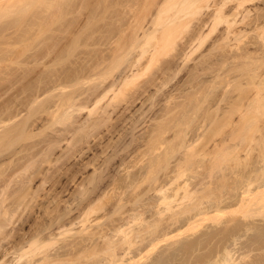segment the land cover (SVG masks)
<instances>
[{
  "label": "bare ground",
  "instance_id": "1",
  "mask_svg": "<svg viewBox=\"0 0 264 264\" xmlns=\"http://www.w3.org/2000/svg\"><path fill=\"white\" fill-rule=\"evenodd\" d=\"M63 1L64 0H0V21H1V19L3 17H8L7 19L10 20V21H8V20L7 21H4L5 22L4 24H1L0 23L1 24V26H0V39L1 40L4 39V40H2V42H4V43H1V41H0V43H1L0 45H1V48H2V46H5L2 49L0 48V264H81V259L83 260V258L87 262H85L83 260L84 262H82V264H88L89 263L88 262L89 260H91V263L90 264H129L131 261H132L131 264H133V262L136 259L142 257L144 255V253L146 252L145 251L146 250V247H144L145 250L142 248V250L145 251L143 253V251L141 250V246L142 245L140 246V244L143 242L144 239H146V237L147 238L149 237L148 240H151L150 238H153L155 242L158 241V238L160 237V234H158V231L159 230H157V229H160L161 230V231H159V232H161V234L162 233L164 234L166 231H168V234H169V232H170L169 230H166V231H164V229L162 230V227L164 225H160L161 224V220H162V223L165 224L166 229H171V228H173V227L170 228V226H171L172 223H174V224H172V226L176 224V227L178 226L177 223H180L181 224V223H187V222L188 223L189 222L191 223L192 222V224H194V223H196L195 221H199L201 218H203L204 221H205V219L207 218V216H209L211 218H212V216L213 217L218 216V215H220V213H222L223 211H225V209H226V211H229L230 210L229 208H231V207H232L231 209L234 208L236 211L238 210V212H239V210H241L240 212H243V210L246 209L245 212L246 213L249 212V214H252V215L253 214H257V213L264 212V13L261 12V10L257 8V7H259V6L256 5V2L258 0H235V1H233V0H179V1L176 0V2L174 0H165V2H163L164 4H161L162 6H160V5H154V4H156L157 1L161 3V1H163V0H154V1L151 0L152 1L151 3H150L149 0H147V2H143L141 0H138L139 2L141 1L142 4H139V2H136V3H138L137 6H139V5L140 6L139 7H136V5H134V6L136 7V9L138 8L137 10L139 12L141 10L140 8L142 7L141 5H143V9L141 11L143 13H138V12H136L137 10H135V13L139 14L138 16H137V14H135L133 12L134 11L132 9L133 7L130 8V6H132L130 4L131 3V0H128V1L125 0L126 3L130 4V6H129L130 9L129 10L131 12H129V10H128V7H127L128 4H125L123 2L124 0H122L121 4L123 5V3H124V5H123L124 8H125L124 11L126 13L128 12V15L125 14L124 12L122 13L123 15L125 14L123 18H125L126 16H127L126 18H128V16L131 15L130 16V19H131L132 14L134 13L133 14V17L134 18H137V20H138V21L137 20H134L133 17H132V19L134 20V23H135L134 25L132 24L134 27L127 25V21H128V24H129L130 21H131V23H133L132 22L133 20H130L129 18H128L129 20L128 19L126 20V19L118 18L119 13L116 12L118 14V16H117L116 13L111 12L112 9H113V11L114 10L117 11L118 9H116V8H119L116 5H113V3H116V2L118 3L121 0H119V1L118 0L117 1L116 0H111V1H106L105 0L106 1L105 2L106 4L108 2H111V4L113 6H115V7L113 8L112 5L111 6L108 5L109 6L108 8L109 9L111 8V9L110 10L108 9V11H104V12L107 13V12L110 11L109 14L110 13L111 14L112 13L116 14V16H117L116 19L117 20H112V21H115L114 23H117L118 20L119 21L126 20L125 21L126 22L125 24L123 23V21L118 22L119 23V26H122V23H123L126 28L122 26V30L118 29L120 32L119 31L116 32L117 27H113L111 25L112 22L109 19V21L111 22L109 24L112 27L110 28L109 25L107 24L108 27H109V28H107L106 27V24H105V27L108 30L106 29L107 31H105V29H104V32L107 34V36H105L106 35L105 33H104L105 35L104 34L103 35L105 36V39H108L109 38V40H108V41H110L109 44L107 43L108 41H105V42L109 45V47L112 46V45H114V49H113V53H110L109 56H106L109 53H106L105 54V52H102V51L100 52V50H98L100 53H104L105 54L104 55V54H100L99 53L100 55H103V57L101 56L102 58H99V59L97 57L99 55L97 51H96L97 54H93L92 52H89V51H86V49H83L85 51L82 52L83 54H80L81 52H79V50L77 51V49H76V46H79L78 48L84 47V44L83 45L80 44L81 47H80V45H78L80 43L78 41V37L82 39L83 38L82 35H84V34H81V35L79 33L76 34V32H77V30H76L77 28L76 27L78 26V24L80 26V23L82 22V21L79 22V20H81L79 17L82 16V15H85L83 13H88L89 11L88 12L82 11L83 12L82 13L81 12V9L82 8H80L79 3H77L78 0H74V1H76L75 3L78 4L77 7H76V5L73 3L75 5L74 7L76 8V11L79 10V8H80V10L78 12H81V14H82L81 15V14L75 12V8L74 9L71 8V7H73V4L71 3V2H73L72 0L71 1H68V0L66 1L65 0L64 2ZM113 1H116V2H113ZM129 1H130V3H129ZM134 1H137V0H134ZM32 2L33 3L40 2V4L42 6H38V7H39V9H40V7H42V9H40L41 10L39 12L40 15H39V13H36L35 12L36 15H35V13L34 14L31 13V16L28 17L29 16V13L28 12L31 11L30 9L33 6L32 5L33 4ZM66 2L67 3L70 2L69 3L70 5L67 4V7L65 6ZM79 2H80V0H79ZM103 2H104V0H103ZM153 2H155V3L153 4ZM258 2H261V1H258ZM144 3L146 5L148 3H150L148 5L149 7L146 8V5H145V8H144ZM80 5H82V4H80ZM117 5L119 6V4H117ZM152 5L155 6L154 7V10L157 8V6H160V8L158 7L159 8V11H158V15H157V18H158L157 21H159V22H156L155 21L156 23H159L158 25H160V27H158L157 29H155V31H154V33L152 35L154 38H156V40L158 39V42L157 43L159 45L157 47H155V49H152L151 46L147 48V45L148 44H146V47H142L143 44L146 43L143 40L144 39L145 40L146 39L148 40L149 37H147V38L145 37L142 40L143 42L141 41L142 43H140L138 41L139 42L138 44H142L141 45V48L143 50H146L145 48H147L148 50L150 48L152 49V50L150 49V51H151L150 54L152 55V59L155 61V62L153 61L155 63V66L159 65L157 63H160V62L161 63H160V65L158 67H155V66H152V67H155V68L150 67V69H153V70L155 69L153 71V73H150V71H148V69H147L146 73H148V75L147 74L146 75L143 74V72H145L146 69H144V71L142 70L141 73L143 74V77L145 75L147 79L145 81H141V80H139L140 79L139 78L138 81H140L141 84L142 83H149V82L151 83V82H154L153 84L151 83L152 85H154L155 84V81L156 82L158 81V78L160 80L166 79L165 77H163L164 79H161L160 76H162V75L166 76L167 73L170 74L171 71H169L167 69H171L173 67H176L174 69L175 70H178L177 69V66H179V65L181 66L180 67V69H181L183 67L181 65L182 64V60L183 61L186 60L188 62L191 61L192 58L191 59L188 58L189 55L190 56L193 55V56L197 57V55L199 54L198 57H199V59L201 58L200 59L201 61H199L200 63L201 62H204V60H205L206 62L208 61V63L211 62V64H212V61H211V59L213 58L212 56H211L212 57L211 59L209 58L210 61H209L208 58H207V60H206V58H204V60H203V57H206V55L208 53H210L211 51H213V53H214L215 48L218 46L217 43H219V40L217 39V37L219 39H223L224 41L226 40L228 42L230 40V44L228 42L226 44L222 40L223 43L226 44V45L229 44L231 46V43L233 42V41L231 42V40H235L236 43H237V45H239L240 44L239 42H242L243 43L245 41L244 40L245 37L248 36V38H249V34L251 33L250 30L253 29L254 31L251 30L252 32H255V31L257 32V35L255 36V41H253V43H255V45L257 47L254 48V46H252V48L248 47V48H250L252 50H249V49H246L245 50V49H243V47L247 43L244 42L245 44L242 45L243 47L237 46L239 48L238 49L235 48L237 50L240 49V51H233L232 52V55L233 56L230 55L231 57H229V58L227 57L228 59L233 58V57H235V58L238 57V59L240 57H243V59H244L243 60L244 61L243 63L239 62V64H236L238 62H235V64L239 68L238 69L239 70V73L237 72L239 74V76H238V74H237L238 77L235 76L237 79L239 78V80L236 81L233 78V80L235 82H237V83H234V84H236L235 85L236 87L235 86L230 87L231 86L230 83L231 82H234L231 79H232V77H234L233 75L236 74L235 71L237 70V69H235L236 65L233 66V64H234L233 62L236 61V60L238 61V59H234L233 58L234 60L232 59L233 60V62L231 61L232 63L229 60V64H232V65H229L227 63L228 59H223V61L226 60L225 63H226L227 66L229 65V67L231 66V67H233V69H235V70H233L234 71V74L231 75V76H226L227 73H225V70L223 69V67H225V69H226L227 66L225 65V63L221 62L222 60H220L221 64L223 63L222 65H225V66H223V67L220 66L221 68L219 66H217V67L220 68L219 70L218 69L217 70L218 71L224 70L223 73H225V76L222 77V74L223 73H219L218 72V75L216 73L215 76L213 75L214 78H216V76L217 77L218 76H221L222 78H219L218 77L217 80H216L217 81L216 83H215V80H212V81H214V83H212V82L210 83L209 82L210 85L213 84V86L215 87L214 84L218 85L219 83L223 82L224 81L223 79H225V78H226L225 80L228 81V79H230L229 77H231V79L229 80L231 82L228 81V84L230 86L229 85L228 86L226 85L227 86V90L229 89L228 87H230V89L231 88H233V89L236 88L234 90V92L235 91H237V92L239 91V93H236L235 92L237 94V96H238L237 97L236 94L232 91L233 89H231L230 90L231 92H229V93H231L232 95L229 94V96L225 97V93L227 92V90L223 89V87H222L221 89L223 91H226V92H223L222 90H220V92L221 91L223 92V93L222 92L220 93V92H218L219 90L217 91V93H216V101H214L213 103L211 101L212 104L215 103L217 105L216 108L219 106V104L221 105V103H219V99L220 98L217 101V98L219 97L218 96L219 95L218 93L222 94L221 95V98L224 96L225 99L226 98L229 99L228 97H230L232 100L235 99L234 101H232V103H230V105L228 104L229 102H227L228 100L225 101L228 104V106L224 104L225 107L226 106L227 107H230L229 108L230 110H228L227 108L224 109L226 112H222L221 111L223 104L220 106L221 109H219V111H221L222 113H224V115L222 114V116H221V113L219 112L218 118L216 117L217 119H213V117H215L213 115H215L216 113H214V111H213L214 108L212 107V105H210L211 103L208 101V100H211L210 98H211L212 95L209 94L207 91L204 92V89L207 88V90H208L210 85H209V83L207 84L206 82L203 83L204 80H206V79H204L203 81L199 79L200 78V74L202 72H204L203 70H206L205 72L208 71L207 69L212 70L211 68H215L217 64L215 62H213V63H215V64H213V65H215V67H213L211 65V67L209 66L208 68H205V66H206L207 63L204 62L202 64H205V66H204V69L202 70L200 68L202 66L198 67V63L199 62L197 61L198 63L195 64V65L198 67V73H200V74L196 73L195 75H197V76L199 75L198 80H200V81L197 82L196 76L195 77L193 76L191 79L194 78L193 81L194 80L196 81L195 85L197 87H199L201 85H203V87L206 86V88L200 87V89L203 88V90H201V91H203L204 93H202V92L199 93L198 92V95L199 94H205L206 92L208 93V95H205V98L204 97L201 98V96H203V95L196 96V94H197L196 91H198V90H196V91L194 90L195 92H193L191 94L188 93L189 97H186V95H187V93H186L185 94V97L186 98H189L190 100L192 98L198 99L199 97L201 99H199L197 102H195L196 101L195 100L194 101V105H193L192 102H190L191 104L189 103V105H192L193 107L192 108H188L189 106H186L187 103H184V102H187L188 99L184 101V99L182 98L181 100L184 101V102L181 101L183 103L181 107L184 106L183 107V110H182L183 111V114L181 115L182 118L181 119H178V121L179 122L182 121V124H181V126H182L185 123L186 124H189L190 123V120H195V118L193 117V115L194 114L197 115V113L200 112V109L203 108V106L206 104V102H204L205 103L204 105L202 103H203L204 100H206V101H208V104L213 108V110L210 108V114L212 113L211 112V110H212L213 111V114H212L213 117L210 114L207 113V111L209 112V109L208 108L210 107L207 104V106H205V108L206 107H208V108L206 109V111L204 110L205 108L203 109L204 111H201L202 112V114L200 113L201 114V117L204 118L202 115H205V113L203 114V112H206L207 115H205V116H207V118H208V115H210L212 118H210V116H209V118L206 119V117H205L203 119V120L206 119L205 121H203V120L200 121V120L197 119L198 124H199V121H200L201 123L203 122L204 125H205V122L206 121L209 122L208 120L210 119V122H212V124H213L212 126L213 127L216 126V127L214 129L212 127H210L211 129L209 128L210 130H207L206 136H205V132L204 131L207 128H205V126L203 127V123H202V125H200L201 124L200 123L199 125L202 126V129L199 126L200 129L198 128V130H200L199 131L200 133L202 131L204 133L201 134V136H200V133L197 131L198 134H199L198 135L199 137H197V139L195 141V143L197 142L196 143L197 145L195 143H193V142L188 143L186 141V138L183 137L185 135V133H187V131H185L183 129L185 131V133H183L184 131L183 132L181 131V133L184 134L182 136V134L180 133V131L179 132L177 131L178 130L177 127L178 126L181 127V126L180 125L175 126L176 124H178V121L176 122V124L174 123V121L177 120L175 118H177V116H180L181 113L180 114L179 113H176V114H178L177 116L176 115H172L175 112H173L174 109H173V107L170 106V104H169L170 107L168 105L167 106H168V108H172L173 109V110L172 109H169L171 111V113L167 109H165L166 111H164V112H166V113L169 112L170 113L169 119H166L167 121H165V122H167L166 125L167 124L168 125L170 124V123H168L169 120H170V118H172L171 120H174L175 119L174 121H172L175 125L172 124V122H171V124L169 126L171 128L174 125L175 131H173L174 128L173 129L171 128L172 131L169 129V127H167V128L171 132H174V134H175V132H177V134L178 133L180 134L181 139H182V142H181V139H180L179 142H181V144H179V147H184V149H185V150H182L183 153L180 151L182 153V156L180 157L181 159H179V160L177 159L178 161H177V164L175 166L177 171L175 170V167H174V170L177 173V175H176L177 180H178L179 177H181V174L185 175V173H186L185 171L186 170H189V169L190 170L191 169L193 170V169H195V168H193L194 164H196V162H198L199 160L201 161V159L204 160V162H202L203 164H201V162L199 163V164H201V166L203 165V167L200 168L202 170L199 171L200 170L199 168H198L199 170H193L195 172H191L192 175L195 174L197 176H192V178H188V179L186 178L184 181L182 180L183 181L182 184L180 183L181 182L180 181L179 182L180 185H179V187H177L178 189H176V190L171 188L172 190H175L174 193L171 191V189L168 188V190H170L172 192V194H169V193L167 194L168 191H166V192L164 191L163 194H160V195H162L160 198L158 196L159 201H157L155 204H157V206H158L157 210H158V215H160V216H158V219L156 217L157 221H155L156 219L154 218L155 220H153V222L151 221V222H149V224H146L145 223V225H147V226H145V227L143 226V228H138V229H141V230H138V229L135 230L134 229L135 227H133V228L131 227V229H134L131 232L130 231H127L126 232V230H125V232H122V231H124V229H126V227L123 226L124 223L123 224L120 223L119 225H116L115 226L113 224L114 222H112L113 227H116L118 230L117 229H116V231L112 230V231H114L115 234L114 233L111 234L112 231L110 232V230H111L110 228L99 227V225L101 224L99 222L100 217H101V219H102V217H105L106 218L107 217L106 215L105 216L100 215V217L99 216H96V217H98V219H97L98 221L95 220L97 222L94 221L95 222L94 224H96L98 222L100 224H96V226L93 224L95 227L91 225L93 221H91V223H89L90 221L88 220V218L90 219V217H91V219L92 218L94 219V217H92L93 214H95V215L96 214L97 215L100 214V213L98 214V211L100 212V207L101 206L99 205V203H98V206L99 207L97 206V204L94 205L93 203H95L96 201H99V200H100L99 202H101V199L103 197L102 196L103 193L101 194L102 197H100L99 195H97L98 198L100 197L101 199H98L97 196H96L97 199L93 197V199L90 201L91 203L88 201L89 200L88 198H90L93 195L92 191L95 190L94 187L91 188L92 186H94L93 184H96L98 181L102 182L100 180V178L102 179L101 176H103V174L101 175L99 171H100V169H102V170L104 169V171H105V168H100V167L101 166L104 167L105 165H107V164L104 165V163L107 162V160H108V163H109L110 154H109V157L106 156L107 158H105V156H104L105 153H103V156L104 157H100L99 158L98 156H96L98 158H94L95 159L94 160L95 163L93 162V155H92V157L90 159H88V160H82V162L79 161V159H80L79 156L77 158H75V156L78 155L81 152L82 153L85 152L86 151L85 148L90 147V149H92V150L94 149L92 146H90V143H91L90 141H92L93 138L95 140L96 135H99L100 139H103V137L101 138V136H100L101 131L102 130L104 131V129L101 128L103 125H106L107 124L104 127H109L110 124H112V122H113V128H112V125H111V128H112V130L114 129V131L111 132V130H110L111 128L109 127L108 130L111 133L109 131L108 132L110 133V135L115 134L114 136H116V139L114 141H110V140H113L114 136H113L112 139L109 138L110 140L108 139L107 141H110V142L105 143L104 145H106V144L107 145L104 146V148L101 147V148H103V149H101V151L98 149L99 151L96 152L97 154L98 153L100 154V155L98 154L99 156H102L101 155V152L106 151V149L107 150H111L110 147H112L114 145L118 146L117 143L119 142L118 144H120L121 143V140H123L125 137H126L125 139H128V137L130 139V136L133 137V134H135L134 133V132H136L135 131V129H136L135 123H137L136 122L137 119L134 118L135 114L129 115L130 116L129 117L130 119H128V120H131V118H132V120L133 119L134 120L136 119L135 121H133V124L131 126H127V124H125L128 121H127V119H125L127 121V122H125L124 118L126 116L125 115H124L125 117L122 116L124 113L121 114V115L119 113V117H118V115H117V117H115V116H116V113H118V111L125 112L123 110H126V106H127V105L126 106H121V104L118 103V100L122 99V101H123V99L125 98L124 95L127 96V98H125V99L128 100V98L129 97L131 98V96L136 97V96H138V95L141 94V93H138L139 92L138 91V87L140 86L138 84H140V83H138L137 80H134V78L136 76H139L141 74L140 73V70L141 69H138V66H141L140 64H138V63H140L139 61L142 60L144 62V60H146L147 57L145 59H144L145 56L144 57H140L142 59L139 58L140 60L138 61V60H136L137 58L135 59V57L132 56V53H131V56H132L133 59L129 60V62L127 64V61L126 60H125L126 62L125 61L122 62L123 59H121V58H123L125 56V54H124L123 57H121V56H122V54L124 52H128L127 49L130 46H132V44L135 41H137L139 39H142V38H139L140 37L139 35L141 33H144V31H145L144 28L145 27H146V30H148V28H152V27H149V25H148V28H147V24L148 23L151 22V25L152 26H153V23H155V22L152 23V21H150V19L151 20H154L153 19L154 18L153 13L155 11H157V10H155L154 12L152 11L153 10ZM69 6H71L70 7L71 9L68 8ZM149 8H151L152 10H150ZM106 9H107V6H106ZM146 9H147V12H148V9H149L153 13H150L149 12L150 14H148L147 12H145ZM68 10H72V11L70 12ZM121 10L123 11V9H120V11ZM126 10H128V11H126ZM171 10H173L172 13L170 12ZM259 10H260V12H259ZM262 11H263V9H262ZM12 12H14V14ZM74 12L77 13L76 14L77 16L73 14ZM95 12L96 11H93L92 13L93 14H96V15L97 14L102 15V13L100 14V13H95ZM164 12L166 13L165 15L163 14ZM27 13H28V16H27ZM69 13H70V16L68 15ZM92 13H89L90 15L89 14H86L85 15V19H86V17H89V20H90L89 21L88 18L85 20L87 26H88V24H89V26H91V22H92L91 19H93V23H94V21L95 20L97 21V19L101 20L102 16H103V18L104 17L107 18L106 16H109V15H106L105 13H103L106 16L102 15L99 18V15H98L97 16L98 18L96 19V15H93ZM145 13L148 14V15H150V17L147 15L148 17L146 19V17H145L146 15H143ZM155 13H154V15H155ZM9 14H11L10 16L13 15V19L12 18L9 19ZM71 14H72V16H71ZM114 14H112L111 16L113 17ZM122 14H120L119 17H122L123 16ZM140 14H142L145 18L142 15H140ZM32 15H35V16L38 15L36 18L37 19L39 18V21L36 20L35 22L38 21V22H40V24L38 22H37V24L35 22H32L31 23V17H33L32 18L33 19L32 21H34V18H35V16H32ZM65 15L68 16L69 18L71 17L70 20H73L74 19L73 16H76L77 18L75 17V19H77V20H75V22L76 23L78 22V24H76L75 22H74L75 23L74 24V23L70 22V20H69V22H67V23H70V24H66L64 22L65 21ZM151 15L153 16L152 18H151ZM135 16H137V17H135ZM140 16L143 17L142 20H140V18L138 19V17H140ZM27 18L30 19V20H28ZM103 18H102V20H103ZM148 18H149V20H148ZM66 19L68 20V18H66ZM26 20H28V21H26ZM29 21H30V24H29L30 26H26L25 23L26 22L29 23ZM59 21H61L62 24L61 23L58 24L57 22H59ZM136 21H137V23H136ZM218 22H222V24H224L225 27L222 24H220V23H219L220 25H218V27H215V25H217ZM2 23H3V20H2ZM22 23L25 25V26L23 25L24 27L22 26ZM28 23H26V24H28ZM63 23H65V25H63ZM82 23H84V22H82ZM33 24H36V25L39 24V26L36 27ZM56 24H57V27H56ZM117 24L115 26H117ZM242 24L243 25L245 24L247 27H248V25H251L252 24L253 26L252 25L251 26L253 28L250 26V29H248L249 31H247V27L245 26L246 28L244 29V26L242 27ZM59 25H62V26L59 27ZM71 25H74V26H71ZM75 25H77V26H75ZM81 25H84V27H87L85 25V23L84 24H81ZM126 25L128 27H130V30H131V28H133V29L131 31H128L129 29L127 28ZM221 25H222V28H223V32H222V34H219V35H221L219 37L216 31H218V33H221V32H219V30L222 29V28H220ZM89 26L86 28L87 30L89 28V32H92L93 30L96 31L97 29H99V28H95L94 29V27L97 26V24L96 25H92L93 30H91L92 28L90 29ZM155 26L157 27L156 24H155ZM189 26L192 27V28L190 27L191 31L188 32V34L191 33V35H189L188 38H186L185 36H186L187 33H185V31H186L185 29H188V31H189L190 30L188 28ZM22 27H23V29H21ZM80 27L83 28V30H82V33H83V31H84L85 28L83 26H80ZM103 27H104V25H103ZM178 27H181L180 29L181 30H184V31H182V35L186 38V40H185L184 37H182V35H180V32L181 31H180V29ZM237 27H240V29L237 28ZM11 28L15 29V31H12L13 29L10 30ZM19 28H20V31L22 30L21 32L19 31ZM34 28H36V29L33 30ZM82 28H78L79 29L78 32ZM214 28L215 29L216 28H218V29L220 28L219 30L218 29L215 30L216 33L214 32V34H216V40H218L217 43H216L217 46L214 45L213 47H211L214 50H211L209 52V50L211 49L210 46L212 44L207 43L206 40H208V39L211 38V35L213 34L212 31H214ZM29 29H31V30H29ZM86 29H85V31H87ZM109 29H110V31L112 33L109 32ZM113 29H115L114 32H116V33H121L122 32L121 34H123V36H120L119 38L117 37L118 39H116V36L118 34L115 35L116 34L115 33L114 36H113V33H114L112 31ZM124 29H126V30H124ZM175 29H179V30H175ZM100 30H102L101 27H100ZM142 30H143V32L140 33V31H142ZM17 31L19 33H21V34L19 35V33ZM94 31L92 33H94ZM97 31L99 32V30H97ZM123 31H128V33L127 32L124 33ZM157 31L159 33H157ZM246 31L248 33L249 32L250 33L248 34ZM29 32L32 34V36L34 35V37H33L34 39L36 38L34 40V43L36 44V46L38 44H40L39 42H42L41 43V47L42 48L40 46H38V47H40V48H38L39 50L34 51V53H30V52H33V51H30L31 49L29 47H28L29 48L28 50L30 52L28 50H26L27 48L22 49V45L28 44V43L22 42L23 44L22 43L20 44L19 42H21V41H18L17 40V37L21 39V38H23V36H27V34H28V36L26 38L29 37V40H32L31 39L32 37L30 38V36H29L30 35ZM108 32L110 33L111 38L113 36V39L114 38L116 39V44H114L115 43L114 42L115 39L114 40L112 39V44H111V39H110V37H108L109 36ZM152 32H150L149 34H151ZM92 33L88 34V32H86L85 35L88 34L87 36H90V37H85L83 39L92 38L91 36L92 35L94 36V34H92ZM95 33H97V32H95ZM62 34H63V36H62ZM179 36H180L179 39H181V40L178 39ZM37 37L39 39L43 38L42 39L43 41L42 40L41 41L40 40L38 41V38ZM213 37H214V35H212V38ZM11 38L13 40L15 39L16 42L18 43V46L20 45L21 48L20 47L18 48L17 43H15V40L13 42L10 41V40H12ZM103 38H100V39H103ZM206 38H208V39H206ZM54 39L55 40L57 39L56 42H54L55 41ZM150 39H152V38L150 37ZM213 39L210 40V41L208 40V42L213 41V44H215L214 43L215 42L214 41L215 39L214 40ZM195 40L198 41V44H196V47H198V50H200L199 53L196 50L198 54L194 50V49H196V47L194 46ZM248 40H250V38ZM25 41H27V39ZM36 41H38V43ZM178 41H180V42H178ZM182 41H184V42H182ZM28 42L31 43V41H28ZM32 42H33V40H32ZM81 42L83 43V41H81ZM99 42L102 45H103V43H105L104 41H103V43H102V41H98V43ZM221 42L219 43V46L216 48V50L219 49V48L220 49L227 48L224 45H223L224 47L222 46V48H221L220 47L221 44H222ZM30 43L28 45H31V46L35 47V44H30ZM203 43H205L204 46H201V45H203ZM256 43H258V45ZM107 44H105V45H107ZM206 44H207V48L209 47V50L208 49L207 50L205 49L206 51L205 50L202 51L204 49V47H206L205 46ZM149 45H152L153 46L154 43H152V44L149 43ZM177 46L180 47V49H177L178 48ZM199 46H201V47H199ZM85 47H87V46H85ZM91 47H92V44H91ZM94 47L91 48V49H95ZM231 47H229V48L232 51ZM17 48H18V50H17ZM141 48L139 47L137 49L140 50ZM173 48L175 49V53L174 54L171 51ZM200 48L201 49L203 48V49L201 50ZM21 49L23 50V53H22V50ZM233 49H234V46H233ZM24 50H26V52L28 51L30 54L33 55L32 56V55L28 54V52H27V55H30L31 56L30 57L31 60H35L33 62L31 61L30 64H32L34 62H35V64L36 63L41 64L39 61L42 62V60H44L45 65L47 64L46 67L44 66V63H42V65L36 64V65H39L38 66L39 68H36V65H35V67L34 66H31V65H28L29 66L28 67L27 64L29 63L30 58H29V56L27 58V55L26 54H25L26 56H24V53H25ZM74 50L77 51V52H79V53L75 52ZM169 50L171 51V53L169 52ZM178 50H179V52H176ZM19 51H21V52H19ZM138 51H136V52H138ZM7 52L8 53L10 52L9 54H12V55L14 54L15 56L14 55L13 56L12 55H9ZM73 52L75 53V56L74 57H77L79 55L84 56L85 53L86 54L90 53V55H91V53H92L93 56L96 55L97 60L94 59V58H96L95 56L93 58L92 56L90 57L88 55L89 59L91 58V59L95 60V61H92L91 60L92 62L91 63H88L89 60L87 59L88 57L86 55L87 58H84L85 57L84 56V57H82V58H84L83 60H79L78 61L76 59V61H78V62H74L73 60H75V59L72 58L73 59L72 60L70 58L71 55L72 56L74 55ZM136 52H135V54H137V55L138 54L141 55V53H142V52L141 53L140 52L139 53H136ZM149 52H147V50H146V52H144V53H149ZM167 52H169L170 56L168 54L167 55V57L169 56L168 58L165 57L166 59H164V58L161 59L165 55L164 56H161V58H160V54L162 55L163 53H167ZM200 52H202V53H200ZM222 52H224L223 49H222ZM220 53H221V51H220ZM220 53H219V55H215L214 54L215 55L214 58L219 59L216 56H220ZM7 54H8L9 57L7 56ZM221 54H223V53H221ZM5 55H6L7 58L5 57ZM81 56H79L77 58H80ZM115 56H116L115 59H119V57H121L119 59V61L121 60L120 62L123 63V64L121 63V65L127 64V65H124L125 67H123V68L122 67H119V69L121 68V70L119 71V69H118L117 70L118 73L116 75H115V73L117 71H115L114 73L113 72H110V71H114V69H115L114 68V65L115 64L111 61V60L114 59ZM117 56H118V58H117ZM208 56L210 57V54ZM226 56H229V55L226 54ZM19 57H21V58H19ZM109 57L110 58L112 57V58H111V60L109 59L110 61H109V63H107ZM221 57H223V56H221ZM22 58L23 59L26 58V59L29 60L28 61V60L25 59V61L27 62V64L25 63L24 60L22 61ZM82 58H80V59H82ZM128 58H130V55L128 56ZM85 59L88 60V61H86ZM187 59H189L190 61L187 60ZM193 59H195V58H193ZM245 59L247 61H245ZM71 60H72V63H71ZM158 60H160V61L158 62ZM196 60H198V59L196 58ZM7 61H9L10 63H8ZM65 61L66 62L70 61V62L69 63H66ZM146 61H147V64H148V61L149 60H146ZM146 61H145V63H146ZM156 61H157V63H156ZM217 61L219 62V60H217ZM11 62L13 64L17 65L18 67L16 66L17 68H13L11 66ZM73 62L75 63V65H72ZM120 62H119V64H120ZM153 62H151V64H153ZM188 62H186V63H188ZM62 63H64V64L66 63V65L67 64L68 65L70 64V67L71 66L72 67L71 68H68L66 65H63ZM111 63L113 64V67H112V64ZM190 63H192V62H190ZM219 63H218V65H219ZM136 64H138V65H136ZM176 64H177V66H174ZM24 65H25V68L23 67ZM61 65H63V66H61ZM105 65H107V67H104ZM26 66L29 68L28 71L26 69L27 68ZM30 66L33 67L32 68L33 70H35V71L37 70L36 73L39 70L43 69L41 67L44 66V69L43 70H46V72L49 71L50 74L47 73L48 75L47 76H44V75H46V73L44 74L43 73L44 72L43 70H42V72L39 71L38 74H40V72H41L42 74H44L43 77H46V78H43V79L40 78V76H42V74H40V76H36V77H38L40 79V81H39V79H38V81L37 80L35 81V80H33L34 79L33 78L34 76L32 77V75H33V73L35 71L29 72V71H32V70H30L31 69ZM149 66H150V62H149ZM185 67L182 68L180 71H183L185 73L186 72V71H184V69H186ZM192 67H194V66H192ZM105 68H106V70H104ZM109 68H110V71H108V72L105 73L104 71L109 70ZM194 69L196 70L197 68L194 67ZM19 70H21V74H22V75H19V76H21V77L23 76L22 78L24 80H25V77L27 79L26 81H23V84H21L22 82L20 81V80H22V78L19 79L20 77L18 78V76H17L18 75L17 72H20ZM165 70H167L169 72H167V71L164 72ZM192 70L193 69H191V71ZM199 70H201V72ZM228 70H230V69H228V67H227L226 71H228ZM194 71H192V72H194ZM103 72H104L105 76H106V74H107V76L109 75L108 76L109 79H107L109 81H107V80L104 79L105 76H104ZM162 72H163V74H162ZM192 72H190V73H192ZM208 72H211V71H208ZM15 73H16V76H17L18 79L16 78L17 80L14 81ZM30 73H32V74H30ZM232 73H233L232 71L229 72V74H232ZM96 74H98V76H99V74H100V76L102 75L103 76V80H102V78H98V80H97L98 82L92 83L93 81L92 82L90 81L92 83L91 85H89L88 87L85 86L86 88H84L83 86H81L82 87V89H81V87L79 86V83L81 84L82 80L85 79V78H86L85 80H87V78H90L87 81L93 79V76L94 75H95V77L97 76ZM111 74H114L115 75L114 78L112 76L110 77ZM169 74H168V76H170ZM187 74H189V73H187ZM180 75H182L181 72H179V76ZM192 75H194V74L192 73L191 76ZM29 76L31 77L30 80H29V82L31 83L32 81H34L33 84L35 82H36V84L31 85L32 83L30 84L28 82ZM107 76H106V78H107ZM173 76L174 75H172L171 77H173ZM171 77H167V80L168 81H164V83H166V82L167 83L168 82L170 83ZM168 78H170V80ZM31 79H32V81H31ZM221 79H222V81H221ZM133 80L136 81V82H134ZM218 80H220V82ZM193 81H192V85L194 84ZM18 82H20V83H18ZM24 82H27L30 85H28V87L25 88L26 86H24L25 85ZM158 82L157 83L159 85H154L155 87L157 86V88H162L160 86V84H161V85H164V88H165V85L166 84H164V83L162 84L163 81H158ZM201 82L203 84H201ZM207 82H208V80H207ZM16 83L21 84V85H18ZM130 83H134V84H132V86H131ZM224 83H221V84L224 85ZM128 84L132 88H128V86H129ZM135 84L138 85V86H135ZM221 84H219V85L221 86ZM192 85H190V86H192ZM207 85H209V86L207 87ZM232 85H233V83H232ZM15 86H18V87L21 86V88H22V86H24L23 87V90L21 89L22 90V93L24 95L21 94V96L19 95V97L15 96L18 92L19 93L21 92V91H19L20 88L19 89L18 88L16 89ZM29 86H32L31 87L32 89L31 90L29 89L30 91H28V88H30ZM33 86L34 87L37 86L36 88H38V89L35 88V90H33L34 89ZM77 86H78V88L79 87L80 88L77 89ZM68 87H70L71 89L70 90L67 89L68 92L64 93L63 90L65 91V89L68 88ZM133 87H135V88H133ZM211 87H212V85H211ZM211 87H210L211 90L214 89V87H212V88ZM12 89H15L17 93L15 94V90L13 91ZM143 89H145V88H143ZM149 89H151V88H149ZM191 89H193V88H191ZM217 89H218V87L216 88V90ZM10 90L13 91V92L10 93ZM159 90H162V89H159ZM170 90H173V89H170ZM155 91H157V90H155ZM136 92H137L138 95H136V96L133 95V94H136ZM47 93H49V99L47 98L48 96H46V97L43 98V96L44 95H47ZM51 93H52V95H51ZM157 93H159V91H157ZM160 93H161V91H160ZM194 93H196L195 96H194ZM213 93L214 92H212V94ZM142 94H144V93H142ZM142 94H141V97H142ZM233 94H235L236 97L234 96V98H232L233 97ZM129 95H131V96H129ZM161 96H164V95H161ZM207 96H209L210 98L208 97V99H206ZM190 97H192V98H190ZM196 97H198V98H196ZM130 98H129V102H131V100H132V104H130V103L128 104L129 106H127V107L129 109H127L126 112L132 111L133 109L132 110L130 109L131 108L130 105H132V107H133L134 104H135V103H133L134 102L133 100L135 98L134 99H131V100H130ZM138 98H140V97L138 96ZM138 98H136V99H138ZM164 98L166 99V96ZM125 99H124V102L127 101ZM171 99L172 98H169V100H167V99L166 100L168 102L169 101L171 102ZM212 99H214V98H212ZM139 100H137L136 102L138 103ZM147 101H149V100H147ZM167 101H166V103H167ZM222 101H223V98H222ZM229 101L231 102V100H229ZM181 102H179V103H181ZM188 102H189V100H188ZM38 103H39V105H38ZM179 103H176L175 104V101H174V104L176 106H174L173 104L172 105L174 106V108H177V106H178V108H180L179 105H181V104H179ZM141 104L143 105L142 102H141ZM224 105H223V108H224ZM35 106H37V108ZM39 109H41V112H40ZM180 110H179V112H180ZM190 110L192 111V113L194 112L193 115H192V113L190 114V112H191ZM83 111L86 112V115L88 116V117H86V118H88L87 119V123L85 121L86 124L83 122L82 124L84 126L83 125L80 126L81 124L79 122H77V121H79V119L76 118L75 122H77L78 124H80V125L77 124L78 126H76V124L74 123V120L73 119L76 117L75 115H77L78 113L80 115V113H82ZM87 111H88V114H87ZM142 111L140 112L141 113V116H142V113H145L144 111L143 112ZM175 111H176V109H175ZM215 111H218V110L215 109ZM164 112H161V113L164 114ZM38 113H39V115H38ZM44 113L49 114V116L47 115V118L48 119H46V120H44V118H43V116H45ZM146 113L148 114V112H146ZM34 114H37L38 115V116L36 115L37 118H36V116H34ZM57 114H58V116H56ZM129 114H131V112ZM235 114H237L236 115L237 117L235 116L236 118L234 117ZM40 115H43V116L41 117ZM82 115H83V113L81 114V117H82ZM86 115L84 113V116H86ZM113 115H115L114 116L115 117V120H113L114 119ZM120 116L123 117V119L122 118L121 119L124 120V122H125L123 124L122 121L120 120L121 123H122L121 125L119 124L120 122L119 123L117 122L119 120ZM137 116L139 117V115H137ZM172 116L173 117L175 116L174 119H173ZM55 117L57 119H55ZM161 117H162V115H161ZM86 118H84V119H86ZM144 118H145V116H144ZM167 118H168V116H167ZM196 118H198V117L196 116ZM59 119H60L59 122L62 121L67 126V127L65 126L66 128L65 127L63 128L62 127L66 131L65 130L63 131V129L60 128V130L63 131V133L64 132H67V134H68V135H66V133H65V136H64L65 140L64 139L62 140L63 136H61L62 137L61 139H57L58 137L57 138L50 137L53 133L55 134L57 132L56 131L57 128L56 129H53V130L50 129L51 131H53V133L50 132V133H52L51 135L49 133L44 134L45 131H43V132L40 131L44 126H45V129L48 128L47 125H49V128H51L50 126H52V124L54 126H56V125L59 126L60 125V127H61V123L62 122L61 123H56L55 122V121H58ZM185 119H187L188 122L186 120V122L184 123V120ZM82 120H80V122ZM110 120H112L111 123H110ZM137 121H139V118H138ZM143 121H145V119ZM158 121H160L159 118H158ZM39 122H40V124H38ZM54 122H55V124H54ZM195 122H194V124H191V126L192 125L194 126L197 123V122L196 123ZM152 123H154V122H152ZM156 123H158V122L156 121ZM220 123L222 125L225 124V127H226V128L224 127L225 128L224 129L222 127V125H221V128H223L224 130H227L228 129L230 131L228 133H225L226 131H224L223 129H222L223 131H221V129H219V126H217L218 124L220 125ZM227 123H228V125H227ZM108 124H109V126H108ZM154 124H153V126H154ZM163 124L165 125V123H163ZM198 124H196V125H198ZM229 124H230V126H229ZM148 125H149V123H148ZM157 125H159V124H157ZM161 125H162V123H161ZM54 126H53V128H54ZM62 126H64V125L62 124ZM119 126H120V128H118ZM159 126H158V128H159ZM191 126L189 125V128H191ZM193 126H192V128H193ZM209 126H211V125H209ZM227 126H228V128H227ZM137 127H139V126H137ZM154 127H157V126L155 125ZM154 127H153V129H154ZM186 127H188V125L185 126V129H186ZM139 128H137V129H139ZM158 128H156L157 130H154L156 132V134L154 133V131L152 132V136L151 137H153V140H151L152 138L150 136H149L150 139L148 140V141H151L152 142L151 148L148 147V150L151 149V151L150 150L149 151L152 152L153 154H156L157 150L158 151L160 150V146H158V144H161V143L163 144L164 143V141H162V139L160 141V138H161L160 135L162 134V132H164L165 130H167V128L166 129L163 128V130L160 128L162 130L161 131ZM192 128H191V130H192ZM203 128H205V129L203 130ZM98 129H100L101 131H99ZM60 130L58 129V131H60ZM92 130H94V131H92ZM95 130H96V132H95ZM179 130H182V129H179ZM195 130H197V128ZM212 130L214 132H212ZM39 131L42 132V133H39ZM61 131L59 132L60 135L62 133ZM91 131L94 133V136L95 137H92V134H91L92 132ZM192 131H193L192 133H194V130H192ZM218 131H219V133L220 132L221 133L219 134ZM36 132H37V135L39 134L38 135L39 137L41 136V134H42V136L44 134V135H48V137H50V139L52 138V139H56V140H52L51 139L52 141L49 140V141H47L48 143H46V139H49L46 136L45 142H43V144H41V147H42V145H44L43 146V149L40 150V147L39 146L37 147V145H36L38 142L37 143H36V141H35V143L33 142L36 139V136H37L35 134ZM98 132H99V134H95V133H98ZM159 132H160V134H159ZM167 132H169V131H167ZM222 132L225 133L224 135L227 134V136L224 137V140H222L223 139V136H221L222 137L221 138L222 142L211 143L213 145V147L209 150V148H210L211 145L208 147V142H209L208 138L209 139L210 138L212 139L211 136L213 134H215V133L217 134L218 133L217 134V136H218V135L223 134ZM89 133H90V135H88ZM210 133H211V135H208ZM54 134H53V136H54ZM169 134H170V132H169ZM62 135H64V134H62ZM149 135H151V133ZM155 135L157 137L160 136V138L157 139V137ZM176 135L174 137L177 138ZM193 135H195V133ZM66 136H70V137L68 138ZM180 136H179V138H180ZM188 136H189V133H188ZM204 136H205V138L207 140V141L205 140L206 141L205 143H204V139H205ZM217 136L214 137V138H216L214 140L215 142H217ZM91 137H92V139H90ZM137 137H139V136H137ZM167 137H168V135H167ZM185 137H186V135H185ZM193 137L196 138V136H193ZM31 138L34 139V140L32 141ZM97 138H98V136H97ZM135 138H136V136H135ZM145 138H144V140H145ZM162 138H163V136H162ZM176 138H175V140H176ZM89 139H90V141H89ZM100 139H97V141L100 140ZM24 140H25V142H30V143L23 144ZM138 140L139 139H137V141ZM42 141H44V139ZM62 141L63 142L64 141H67V142H65L66 144L64 143V145L61 146V143L63 144ZM131 141H129V143ZM137 141H135V142H137ZM166 141H167V139H166ZM176 141H178V140H176ZM192 141H194V139ZM93 142H94V146H96L95 145V144H97V143H95L96 140L93 141ZM93 142L91 143V145H93ZM141 142H142V140H141ZM99 143L100 142L98 141V144L97 145H99ZM148 143H150V142H148ZM168 143H167V145H168ZM200 143H202V146H201ZM17 144H20L21 146L19 145L20 146L19 147ZM169 144H171V143H169ZM177 144L174 143L173 146H175ZM132 145H133V143H132ZM132 145H131V147L133 148ZM134 145H136V144H134ZM195 145L198 148L197 150L195 149L196 148ZM198 145L200 147H198ZM16 146H18V147H16ZM57 146L58 147H61V148H58ZM63 146H65V147L63 148ZM122 146H123V144H122ZM122 146L120 145L119 147H122ZM168 146L170 147V145H168ZM35 147L36 148H39L40 151H38V149L36 150ZM106 147H109L110 149L109 148H106ZM164 147H165V145H164ZM177 147H178V145H177ZM179 147H178V150H177L178 152H179ZM99 148H100V146H99ZM114 148L116 149V147H114ZM114 148H113V150H114ZM125 148L126 149L127 148L130 149V146L129 147L126 146ZM56 149L57 150L60 149L59 150L60 153ZM173 149H175V148H173ZM88 150H89V148H88ZM113 150H111V151H113ZM166 150H167L166 152H168V153L171 151V150L168 151V149H166ZM121 151H122V148H121ZM121 151L119 153L118 150H117V152L119 153V155L121 154ZM135 151H136V149H135ZM144 151H146V150H144ZM255 151L258 152V153L256 154ZM90 152H92V151H90ZM107 152H109V151H107ZM117 152L115 150V153H117ZM140 152L142 154L145 153L143 155H147V153L146 152H142L141 149H140L139 153ZM164 152H163V154H164ZM96 153L94 152V157H95V154ZM123 153H124V151L122 152V154ZM136 153H137V151L135 152V154ZM152 153H150V154H152ZM65 154L68 155L67 156V159H68V157L69 158L70 157L71 158L74 157L76 159V161H78V163H72V165H71L72 167L71 166L70 167L67 166V167H69V170H68V168H67L68 171L66 169L64 170V171H67V173L65 172V174H67V176L66 177L65 176L62 177L61 175H62V173H64L63 167L65 168V165L62 166V165H59V164H60V161H61V163L63 161H65L64 163H66L68 161V160L67 161L65 160L66 159V156H64ZM113 154H114V152H113ZM157 154H158V152H157ZM207 154H209V156ZM115 155L117 156V154H115ZM158 155L160 157L162 156L161 153L158 154ZM158 155H157L156 158H155V155L154 156L153 155H150L151 158L153 157L152 158L153 161L150 160V159L149 160L147 159L148 160V163L149 162L151 163L150 166H152V167L153 166L154 167L156 166V168H157L160 165V162L162 160H165L167 158L166 156L165 157L162 156L163 157V158L161 157L162 160H161V158H159V160H158ZM137 156H139V155L137 154ZM137 156H135V157H137ZM142 157H144V156H142ZM203 157H206L205 158L206 160ZM62 158H65V159H62ZM101 158H104V160H102ZM111 158H114V156H111ZM154 159H157V160L155 161ZM197 159H198V161H197ZM98 160H100V161L102 160L100 163L97 162L99 166L96 164V161H98ZM137 160H139V159H137ZM137 160H136V162H137ZM140 160H142V158ZM172 160H173V158H172ZM229 160H231V162L233 163L232 168L234 169L236 167L234 169V171H232L233 169L231 170L230 169L231 167H229V166L232 165V163L229 166L228 165H225L226 164L225 162H227V164H229V162H230ZM233 160L235 162V167H234ZM125 161H127V160H125ZM132 161H134V160H132ZM68 162L70 163V161H68ZM102 162H104L103 165L101 164ZM110 162H112V159L110 160ZM118 162H119V160H118ZM162 162H161V164H164L165 163V162H163V163ZM223 162H224V165L225 166L223 165ZM134 163H135V161H134ZM167 163H165V164L167 165ZM140 164L141 163H139V165ZM199 164H197L196 166L199 167L200 166ZM93 165L95 167H93ZM3 166H5V168H3ZM147 166H148V164H147ZM161 166H163V165H161ZM168 166H169V164H168ZM226 166L229 168L230 173L231 172L234 173V176H233V174H232V176H230V177L233 178V179L231 178L233 180V184L230 183L231 184L230 186L233 185L231 187V189L228 188V187H230L229 186V182H226V184L228 183V186H226V184L224 183L225 181H228V180H226V177L228 176V174H226V177L223 176L228 171V169H227ZM148 167L146 168L147 169V174L150 173L152 175H150V174L147 175L146 172H145L146 175H144V176L145 177L148 176L146 178H149V176H152V177L155 176V174H153V172L151 171L152 167H150L151 168L150 171H148L149 170ZM154 167H153V169H154ZM224 167H225V169H224ZM89 168H90L91 172H89ZM142 169H143V166H142ZM170 169L173 170V167L170 168ZM226 169H227V171L224 172L223 175H221V176L219 175V177H216V176H218V174L220 173V171H223V170H226ZM61 170H62V173L60 175V171ZM102 170H101V173H104ZM107 170L108 169L106 168L105 173L107 172ZM128 170H131V169H128ZM196 171H197V174H196ZM217 172H218V174H217ZM155 173H157V172H155ZM176 173H173V174H176ZM227 173H229V172H227ZM139 174H140V172H139ZM170 174H171V172H170ZM127 175L129 176V173H127ZM141 176H143V175H141ZM141 176H140V178H141ZM167 176L169 177L170 175H167ZM174 176L172 178H175ZM186 176H188V175H186ZM222 176H223V178H225L224 179L225 180L224 182L223 181H220V179L223 180ZM131 177H133V176H131ZM125 178H127V177H125ZM135 178H136V176H135ZM155 178H157V177L155 176ZM159 178H157V179H159ZM193 178L195 179V182H194ZM175 179H173V180H175ZM227 179H229V178H227ZM113 180H114V178H113ZM121 180H119V181H121ZM126 180L128 181V179H126ZM141 180H144V179L142 178ZM159 180H157V181H159ZM164 180H166V179H164ZM215 180H217V181H215ZM117 181H118V179H117ZM140 181H138V182L141 183ZM146 181L149 182L150 180L147 179ZM151 181H152V179H151ZM157 181L155 180L156 183L160 184ZM168 181L169 180H167L165 182H168ZM175 181H171V183L172 182L174 183ZM214 182H216V183L218 182L217 183L218 185L221 183L220 185L223 186L222 188H219L220 185L219 186H216V183H215V187H217V190L220 189L219 191L221 192V194H220V192H216V193L214 192V190L216 189L215 187H213L214 190L213 189L211 190L209 188L210 184L212 185V183H214ZM111 183L113 184V182H111ZM175 183H177V182H175ZM222 183L224 185H222ZM99 184L101 186V183H99ZM110 184H108L109 187H110ZM130 184H132V183H130ZM133 184H134V182H133ZM141 184H144V183L142 182ZM141 184H139L137 186H140ZM151 184H150V186H151ZM161 184L159 186H161ZM178 184H176V186H178ZM123 185H124V182H123ZM134 185L131 188H133ZM165 185H167V184H165ZM165 185H164V187L163 186L162 187H159L158 185H156L155 187H159L158 190H162V188L165 190V189H167L166 188L167 186H165ZM196 185H198V186H203L204 185V187L202 188L203 190H200L201 187L200 188L199 187L197 188ZM97 186H99V185H96V188H98ZM100 186H99V188H101ZM113 186L115 187V184ZM137 186H136V189L138 188ZM48 187H50V188L48 189ZM102 187H103V185H102ZM118 187H120V186H118ZM207 188L210 189V190L207 191V193H206L205 191H206ZM225 188H227V189H225ZM78 189H80L79 190V196L80 195H82L81 197H87V196H84V195L90 196V197H87L86 198V201H85L84 198L81 199L82 201H84V203L88 201L84 205L82 204V206L79 205V204H81V201H79L80 199L79 200L77 199L80 203H77L78 201L75 200L76 199L75 197H77V195H78L77 194L78 191L75 192L77 194L76 196H75V194H73L74 191L75 190H78ZM155 189H157V188H155ZM81 190H83V191H81ZM99 190H101V189H99ZM178 190L179 191L180 190H184L183 193H180V194H183V195L178 194L179 193ZM154 191L156 192V190H154ZM162 191H161V193H162ZM80 192H83V193L80 194ZM91 193H92V195H90ZM94 193H97V192L95 191ZM118 193L119 192H117V194ZM157 193H158V191H157ZM217 193H219V194H217ZM98 194H99V192H98ZM177 194L179 195L178 197H176ZM73 195L75 197H73ZM110 195L111 194H109V196ZM112 196H114V195L112 194ZM122 196H123V191H122ZM134 196H136V195H134ZM104 197L109 198V197H107V195L104 196ZM137 197L140 198L141 196L140 197L139 196H136L134 198V199H136V202H137ZM143 197L144 196L142 194V198ZM72 198L75 201H73ZM117 198L119 199L118 196H117ZM158 198H156V199H158ZM95 199H96V201H95ZM132 199H131V201H132ZM117 200L115 199L114 201H117ZM143 200H144V198H143ZM153 200H155V199H153ZM174 201L175 202L177 201V202L176 203H172ZM73 202H76L77 205H75L76 203H73ZM139 202H141V199H140ZM105 203L103 204V206L105 205ZM108 203H110V202H108ZM117 204H122V201H121V203L119 202ZM134 204L135 203L133 202V205ZM92 205H94L95 208ZM96 206L98 207L99 210L96 208ZM104 207H106V206H104ZM117 207H119V205ZM139 207L140 206H138V208ZM147 207H148V205H147ZM122 208L123 207L121 206V210L120 211H123ZM227 208L229 210H227ZM126 209H124V210H126ZM131 209L132 208L130 207V210ZM149 210H150V208H149ZM95 211L97 213H95ZM110 211H108V212H110ZM131 211L133 212L134 210H131ZM137 211L139 212V210H137ZM136 212H133L132 215L133 214H136ZM142 212H139L137 214H140V213L142 214ZM103 213H105V212H103ZM227 213H229V212H227ZM121 214L124 215V213H121ZM155 214H157V213H155ZM262 214H264V213H262ZM152 215H154V214H152ZM252 215H251L250 218H252ZM258 215L259 214H257V216ZM119 216H118V219H121L123 217L121 215L122 217L120 216L121 218H119ZM134 216H136L135 218L137 219V215H134ZM109 217H111V215ZM139 217H141V216H139ZM139 217H138V219H139ZM160 217H162V219ZM83 218H85V219L83 220ZM105 218H104V220H105ZM135 218H133V219H135ZM244 218H245V216H244ZM124 219H126V217ZM107 220H111V219H106V221ZM146 220H148V219H146ZM86 221H87V224H86ZM116 221L118 222V220H116ZM166 221H168L169 224H170V221L172 222L170 224V226H169V224L167 225V223H164ZM101 222H102V220H101ZM121 222H124V221L122 220ZM127 222H129V220H127ZM192 224H190V225H192ZM159 225L162 226V227L160 228ZM182 225L183 224H181L178 227L181 228ZM101 226H103V225L101 224ZM106 226H107V224H106ZM117 226H119V227H117ZM122 226H123V228L124 227L125 228L123 229ZM107 227H111V226L108 225ZM163 228H165V227H163ZM112 229H115V228H112ZM127 230H128V227H127ZM231 230L236 232V234H233V236H232L233 239H234L233 243L231 241V243L229 245V247H231V245H232V248H226L227 245L225 244L226 246L224 245L225 246L223 248L224 250H222L224 252L222 253L221 258L219 257V255L221 253L217 252V253H219L218 256L216 255L217 257L212 258L213 260L211 259L212 261H214L215 258H218V257L220 258L218 261L216 259V263L213 262V264L214 263L215 264H264V220L259 221V222H252L251 224H246V225L240 224V223H234L231 226ZM119 232H122V233H125V234L124 235L123 234L120 235ZM145 233H148V234L150 233V235H152V236H150L148 234H147L148 235L147 236ZM143 234L146 235V236L143 237ZM157 234L159 235V237L157 236ZM117 235H118V237H117ZM243 236L246 237V239H248V241H250V242L243 241L244 240V237ZM156 238H157V240H155ZM160 239L161 238H159V240ZM148 240L146 239V240H144V242L145 241L147 242ZM146 242L144 243L145 244L144 246H146V245L148 246L149 245L148 244L149 241L147 243ZM152 242H153V240H152ZM152 242L150 241L149 243L151 244ZM228 242H230V241H228ZM178 243H176V244H178ZM219 243H218V246H219ZM49 244H50V246L52 245L53 247L51 248L50 246H48ZM153 244H155V243L153 242L152 245ZM46 246L48 247V249H46ZM49 247H50V249H49ZM148 247H147V250H148ZM170 247H172V246H170ZM175 247L172 248L173 251H174ZM179 247H181V246H178V248ZM134 248H136V251H138V252L135 253V249ZM167 248H169V246ZM178 248H176V249L179 250ZM182 248H185V247L182 246ZM140 250L142 251L143 254L142 253L138 254ZM168 250L169 249H167V252H168ZM180 250H181V248H180ZM163 252L161 251V253H163ZM169 252H171V250H169ZM104 253L105 254L108 253L110 255V257L107 255V257L104 258V256H106V255H104ZM236 253H238V255ZM141 254H142V256H140ZM160 254H158L159 255V258H160ZM172 254L173 253H171V255L169 254V257L170 256L172 257ZM100 255H102L103 258ZM136 255H138L139 257L138 256L135 257ZM163 255L161 257H164V258L161 259V260H163L162 263L165 262V264H166V261L167 260H170V259H169V257L168 258H165V257H167V253L165 254V256H163ZM235 255H237V256H235ZM96 256H98V258H96ZM99 256L101 258H99ZM155 258H157V256L154 257V259ZM174 258H175V256H174ZM174 258H171V262L172 263L170 261H168V262H170V264H173ZM92 259H93V261H92ZM154 259L150 260V262H152ZM164 259L166 261H164ZM127 260H129L130 262H128ZM211 260L208 261V262H205V264L211 262ZM155 262L156 263L157 262L160 263L161 261L159 262V261H157L155 259ZM155 262H153V263H155ZM153 263H150V264H153Z\"/></svg>",
  "mask_w": 264,
  "mask_h": 264
},
{
  "label": "rangeland",
  "instance_id": "2",
  "mask_svg": "<svg viewBox=\"0 0 264 264\" xmlns=\"http://www.w3.org/2000/svg\"><path fill=\"white\" fill-rule=\"evenodd\" d=\"M64 1H65V0H64ZM64 1H63V2H64ZM66 1H67V0H66ZM68 1H71V0H68ZM72 1H73V2H71V3H72V4L74 3V4L76 5V7H77V5H78L77 3H79L80 8H82V9H81V12H82V11H84V12H88V11H89L88 13H83V12H82V13L85 14V15H86V14H89V13H92L93 11H96L95 13H100V14L102 13V15H104V16L109 15V16H106L107 18H105V17L103 18L102 15H99V14L96 15V14H93V13H92L93 15H96V19L98 18V17H97L98 15H99V18H100L101 16H102V18H103V20H102V18H101V20H99V19H97V21L95 20L96 22L94 21V23H93V19H91V20H92V22H91V26H89V24H88V26L90 27V29L92 28L91 30H93L92 25H96V24H97V26H95L94 29H95V28H99V29H97V30H99V32H98L97 30H96V31L93 30L94 33H92L93 31H92V32H89V28H88V30L86 29L88 26L86 25L85 20H86L87 18H88V20H89V17H86V19H85V15H82L81 12H78V11L80 10L79 7H78L79 10L76 11V8L74 7V6H75L74 4H73V7H71V6L68 7L69 9H71V8L74 9V8H75V12H77V13H79V14L82 15V16L79 17L81 20H79V19H78V20H79V22L82 21V22L85 23V25H86L87 27H84V25H81V24H84V23H82V22L80 23V26H83L87 31H85V29H84L85 32L83 31V33H82L83 28L79 26L78 22H77V23L75 22V20H77V19H75V17L77 16V15H76L77 13H75V12H74L73 14L76 15V16H73V18H74L73 20H70L71 17L69 18V17L66 16V15H65V21H64L63 19H62V20H63L66 24H70V23H67V22H69V20H70V22H72V23L75 22L76 24H78V26L75 25V26H77V27H76V28H77V29H76V30H77L76 34L79 33L80 35H81V34H84V35H85L86 32H88V34H90V33L94 34V36L92 35V36H91L92 38H89V39H83V38H85V37H90V36H87L88 34L85 35V36L82 35V36H83L82 39L78 37V41H79L80 43L77 41V42L79 43V44H78V43H77V44H78V45H80V44L83 45V44H84V47H81V45H80L81 48H78L79 46H76L77 51L79 50V52H81L80 54H83L82 52L85 51V50H83V49H86V51L92 52L93 54H97V52H98V54H99V53L102 51V52H105V54H106V53H109V54L106 55V56H109L110 53H113L114 45H112V46L109 47L108 44H109L110 41H108L109 38H108V39H105V36H107V34L104 32V29H105V31H107V30H108L107 28H109V27L111 28V27L113 26V27H117V30H116V32H117V31H119L118 29L122 30V26L125 27V26H124V24L126 23L125 21H126L128 18L130 19V16H131V15H129L128 18H126L127 16H126L125 18H123L125 14L128 15V12L126 13V12L124 11L125 8H124L123 5H124V3H125V4H128V3H126L125 0H124V1H123L124 3H123V5H122V4H121L122 0H121V1L118 0V1H119L118 3L116 2L117 0H116V1H113V2H116L117 4H119V6H118L116 3H113V5H116V6L119 7V8H116V9H118L117 11H115V10L113 11V9H112L111 12H114V13L117 12V13H119V16H120V14H122L123 12L125 13L124 15L122 14V15H123L122 17H119L118 14L116 13L117 16H118V18L126 19V20H121V21H123L124 24L122 23V26H119V23H118V22H121V21L118 20V22H117L118 24H117V23H114L115 21H112V20H117V19H116V17H117L116 14L112 13V14L115 15V16L113 15V17H112V16H111L112 14H111V13L109 14L110 11L107 12L108 14L104 12V11H108V9H109L108 7L112 5L111 2H108L107 4H106L105 2H106V1H111V0H106V1L104 0V2H103V0H80V2H79V0H78L77 3H75L76 1H74V0H72ZM127 1H128V0H127ZM141 1H143V2H147V0H145V1H144V0H141ZM141 1L139 2L138 0H137V1L131 0V3H130V1H129V3H130L132 6H130V4H128V6H127V7H128V10H129L130 8L133 7L132 9H133L134 11H133V10H132V11L135 13V10L138 9V8L136 9V7H139V6H140V5L137 6L138 3H136V2H139V4H142ZM149 1H150V3L152 2L151 0H149ZM149 1H148V2H149ZM153 1H154V0H153ZM174 1L176 2V0H174ZM174 1H173V2H174ZM178 1H179V0H178ZM233 1H235V0H233ZM233 1H232V2H233ZM258 1H261V2H258ZM258 1L256 2V5L259 6L260 8H259V7H257V8L260 9L261 12L264 13V0H258ZM81 2H82V3H81ZM163 2H165V0L161 1V3L157 1L158 4H157V3L154 4L155 2H153V4H154V5H160V6H162L161 4H164ZM32 3H33V2H32ZM69 3H70V2H68V3L66 2L65 6L67 7V4L70 5ZM104 3H105L106 5H105ZM109 3H110V4H109ZM134 3H135V4H134ZM150 3H148L147 5L144 3V8H145V5H146V8L149 7L148 5H149ZM159 3H160V4H159ZM259 3H260V4H259ZM72 4H71V5H72ZM80 4H82V5H80ZM32 5H33V6H32L31 9H30L31 11L28 12V13H29V16H28V13H27V16H28V17L31 16V13H33V14H34L35 12H36V13H39V12L41 11L40 9H42V7H40V9H39V7H38V6H42V5L40 4V2H38V3H33ZM108 5H109V6H108ZM113 5H112V7L114 8L115 6H113ZM120 5H121V6H120ZM134 5H136V7H135ZM260 5H261V6H260ZM65 6H64V7H65ZM106 6H107V9H106ZM122 6H123V7H122ZM125 6H126V5H125ZM129 6H130V8H129ZM141 6H142V7L140 8V9H141L140 12H139L138 10H137L136 12H138V13H143V12H141L142 9H143V5H141ZM160 6H157V8L155 9V10H157V11L154 10V7H155V6H153V5H152L153 10H152L151 8H149V9L152 10L153 12L155 11V12L157 13V14H156V13L154 12L156 16H155L154 13L151 12L149 9H148V12H147V9H146V11H145V12H147L148 14L153 13V16H154L153 19H154V20H151V19H150V21H152V23L155 22V21H156V22H159V21H157V19H158V18H157V15H158V11H159ZM70 7H71V8H70ZM158 7H159V8H158ZM171 7H172V6H171ZM68 8H67V9H68ZM78 8H77V9H78ZM134 8H135V9H134ZM32 9H33V10H32ZM110 9H111V8H110ZM110 9H109V10H110ZM120 9H123V11H122V10L120 11ZM126 9H127V8H126ZM258 9H257V10H258ZM262 9H263V11H262ZM128 10H126V11H128ZM144 10H145V9H144ZM260 10H259V12H260ZM66 11H67V10H66ZM68 11L71 12L72 10H68ZM119 11H120L121 13H120ZM129 12H131V11L129 10ZM149 12H150V13H149ZM170 12L172 13L173 10H171ZM170 12H169V13H170ZM12 13L14 14V12H12ZM36 13H35V15H36ZM103 13H105L106 15L103 14ZM134 13H133V14H134ZM15 14H16V13H15ZM79 14H78V15H79ZM92 14H91V15H92ZM129 14H130V13H129ZM133 14H132V17H133ZM135 14H137V13H135ZM148 14H146V13L143 14V15H146V16H145L146 19H147L148 16L150 17V15H148ZM163 14L165 15L166 13L164 12ZM10 15H11V14H9V19H11V18L13 19V15H12V16H10ZM35 15H32V16H35ZM39 15H40V13H39ZM68 15L70 16V13H69ZM89 15H90V14H89ZM93 15H92V16H93ZM138 15H139V14H137V16H138ZM140 15H142V14H140ZM143 15H142V16H143ZM147 15H148V16H147ZM7 16H8V15H7ZM37 16H38V15H37ZM37 16H35V18H36ZM71 16H72V14H71ZM92 16H91V17H92ZM137 16H135V17H137ZM142 16L138 17V19L140 18V20H142L143 17H144V16H143V17H142ZM153 16L151 15V18H152ZM188 16H189V15H188ZM83 17H84V18H83ZM91 17H90V18H91ZM93 17H94V16H93ZM109 17H110V18H109ZM114 17H115V18H114ZM132 17H131L130 20H133V19H134V20H137V18H134V17H133V19H132ZM145 17H144V18H145ZM186 17H187V16H186ZM7 18H8V17H3V18L1 19V21H0V23H1V24H4V23H5L4 21H7V20H8ZM32 18H33V17H31V23H32V22H35L36 20L39 21V18H38V19H37V18H36V19L34 18V21H32V20H33ZM66 18H68V20H67ZM76 18H77V17H76ZM94 18H95V17H94ZM5 19H6V20H5ZM27 19H28V18H27ZM104 19H105V20H104ZM106 19H107V20H106ZM109 19H110V21L112 22V24H111L112 26L109 24V23H111V22L109 21ZM129 19H128V20H129ZM2 20H3V23H2ZM28 20H30V19H28ZM28 20H26V21H28ZM40 20H41V19H40ZM66 20H67V21H66ZM134 20L132 21L133 23H131V21H130L129 24H128V21H127V25H129V26H133V25L135 24V23H134ZM148 20H149V18H148ZM8 21H10V20H8ZM38 21H37V22H38ZM89 21H90V20H89ZM89 21H88V22H89ZM106 21H107V22H106ZM137 21H138V20H137ZM137 21H136V23H137ZM146 21H147V20H146ZM37 22H35V23L37 24ZM156 22L153 23V26L151 25V22L148 23V24H147V28H148V25H149V27H152V28H148V30H146V27H145L144 29H145L146 32L144 31V33H141V32H143V30L140 31L141 34L139 35V36H140L139 38H142V39H139V40L135 41V42L132 44V46L129 47L130 49H129V48H128L129 50L127 49L128 52H124V53L122 54L121 57H123L124 54H125V56H124L123 58L119 57V59H120V58L123 59L122 62L126 60V61H127V64H128V62H129V60L133 59L132 56H134L135 59L137 58L136 60H138V61H139L140 59H142V58H140V57H144V56H145L144 59L147 57L146 60H149V61H148V64H147V61H146V60H144V62H143L142 60H140V61H139L140 63H138V64L141 65V66H138V69H141V70H140V73L142 72V70L144 71V69H146L145 72H143V74H145V75H146V74L148 75V73H146L147 69H148V71H150V73H153V71L155 70V69H154V70H153V69H150V67L155 66V63H154L155 61L152 59V55L150 54V53H151L150 49H151V48H152V49H155V47H157V46L159 45V44L157 43V42H158V39L156 40V38H154V37L152 36L153 33H154V31H155V29H157L158 27H160V25H158L159 23H156ZM24 23H25V22H24ZM26 23H28V22H26ZM26 23H25L26 26H30V25H29V24H30V21H29L28 24H26ZM38 23L40 24V22H38ZM57 23H58V24H60V23L62 24L61 21H59V22H57ZM65 23H63V25H65ZM75 23H74V24H75ZM92 23H93V24H92ZM95 23H96V24H95ZM113 23H114V24H113ZM145 23H146V22H145ZM219 23L222 24V22H218L217 25H215V27H218V25H220ZM1 24H0V26H1ZM36 24H33V25H35L36 27L39 26V24H38V25H36ZM105 24H106V27H107V28L105 27ZM107 24L109 25V27H108ZM116 24H117V26H115ZM130 24H131V25H130ZM132 24H133V25H132ZM155 24L157 25V27L155 26ZM23 25H24V24L22 23V26H23ZM25 25H24V26H25ZM103 25H104V27H103ZM120 25H121V24H120ZM127 25H126V26H127ZM150 25H151V26H150ZM189 25H190V24H189ZM222 25L224 26V24H222ZM222 25H221L220 28H222ZM251 25H252V24H251ZM251 25H248V27H249V28H248L245 24H244V25L242 24V27L244 26V29L247 27V31H249L248 29H250V26H251ZM24 26H23V27H24ZM35 26H34V27H35ZM60 26H62V25H59V27H60ZM71 26H74V25H71ZM154 26H155V27H154ZM240 26H241V25H240ZM245 26H246V27H245ZM252 26H253V25H252ZM252 26H251V27H252ZM23 27H22L21 29H23ZM56 27H57V24H56ZM100 27L102 28V30H100ZM118 27H119V28H118ZM120 27H121V28H120ZM133 27H134V26H133ZM190 27H191V26H189L188 28L190 29ZM224 27H225V26H224ZM29 28H30V27H29ZM38 28H39V27H38ZM78 28H82V29L78 32V30H79ZM125 28H126V27H125ZM127 28L129 29L128 31H131V30L133 29V28H131V30H130V27H128V26H127ZM178 28L180 29L181 27H178ZM191 28H192V27H191ZM220 28H219V29H220ZM237 28L240 29V27H237ZM252 28H253V27H252ZM12 29H13V28H11L10 30H12ZM16 29H17V28H16ZM35 29H36V28H34L33 30H35ZM106 29H107V30H106ZM179 29H175V30H179ZM183 29H184V28H183ZM217 29H218V28H216V29L214 28V31H212L213 34L211 33L212 35H214L213 38H214L215 40L212 38V35L210 34V35H211V38L215 41V42H214L215 44H213V41L208 42V40H209V41L212 40L211 38H210V39L206 38V39H208V40H206L207 43L212 44V45L210 46V48L213 47L214 45H216V43H217L218 40H219V43L223 40V39H219L218 37H217L218 40H216V34H214V32H215V30H217ZM219 29H218V30H219ZM10 30H9V31H10ZM29 30H31V29H29ZM33 30H32V31H33ZM91 30H90V31H91ZM124 30H126V29H124ZM185 30H186L185 33H187V34H188V32L191 31V29H190L189 31H188V29H185ZM220 30H221V31H220ZM220 30H219V32H221V33H218V31H216L219 37L221 36V35H219V34H222V32H223V28L220 29ZM251 30L254 31L253 29H251ZM251 30H250L251 33L249 32L250 34L246 31V32L249 34V38H250V40H248V39H249L248 36L244 38V40H245L244 42L247 43L246 45H244V44H245L244 42H243V43H242V42H239L240 44L237 45V43H236L235 40H231V42L233 41V42L231 43V46L234 44V45H233V46H234V49H233V46L231 47V46L229 45V44H230V40H229V42L226 41V40H225V41H226V42H225V41L223 40L224 43H226V44H227V42L229 43L228 45H226V44L223 43V41L221 42V43H222L221 46H220L221 48H222L223 45H224L225 47H227V48H222L224 52H222V49H220V48L216 50V48L219 46V43H217V44H218V46L216 45L217 47L215 46L216 48L214 47L215 50L212 49V48L209 50V47L207 48V44L205 45L206 47H204V49L202 48L203 50L200 48L202 51H204L205 49H206V50L208 49L209 52H210L211 50H214V53H213V51H211V52L208 53V54L205 52L207 55H206V57H203V60H204V58H206V60H207V58H208V59H209V58L211 59V58L213 57V58L211 59L212 64H211V62L208 63V61L206 62V61L204 60V62L207 63V64H206L207 67L205 66V64H202V63H204V62H201V63L199 62V61H201V60H200L201 58L199 59V57H198V55H199L198 53H199L200 50H198V47H196V44H198V41L195 40V42H194V43H195L194 46L196 47V49H194V50H195V51H196V50L198 51V53H197V51H196V53L198 54L197 57H195V56H193V55H191V56L189 55L188 58H190V59H191V58H192V59L195 58V59H193V60L191 59V61H190L189 59H187V60H189V61L192 62V63H190V62H188V61L185 60L186 62H188V63H186L185 61L182 60V64H181V65L183 66L182 68H184V67L186 66V67H185L186 69H184V71H186V72L184 73L183 71H180V70L182 69V68L180 69L181 66H180V65L177 66V64H176V65H174V66H177V69H178V70H175V69H174V68H176V67H173V68H171V69H167V70L171 71L173 74H172L171 72H170V74L167 73V75L164 73L166 76H164V75L160 76L161 79H164L163 77H165L166 79H164V80H160V79L158 78V81H163V82H162V84H163L164 81H168V80H167V77H171L172 75H174L173 77H171V81H170V83L168 82L169 84H168L167 82L164 83V84H166V85L168 84L167 86L165 85V88H164V85H161V84H160V86H161L162 88H157V86L155 87L154 85H159V84H158V83H159L158 81H157L158 83L155 81V84H154V85H152L154 82H151L152 84H151L150 82H149V83H142V84H141V82L138 81V79L140 78L139 80H141V81H145V80L147 79L146 76L144 75V77H143V74H142V73H141L139 76H136V77L134 78V80H137L138 83H140V84H138V85H140V86L138 87V91H139V92H138V91H137V92H138V93H141V94L144 93V94H142V97H141V94L138 95L137 92H136V94H133V95H135V96L138 95L140 98H138V96L133 97V96L129 95V96H131V98L129 97L130 100L135 98V99L133 100V101H134L133 103H135L134 106L132 107V105H130V107H131L130 109H131V110L133 109V110H132V111H128L129 113L131 112V114H129L128 112H126V110L129 109L127 106H129V105H128L129 103L132 104V100H131V102H129V98H128V100L125 99V98H127V96L124 95V96H125L124 99L127 100L128 102H127V101L124 102V99H123V101H122V99H120L121 101L118 100V103H120L121 106H126V105H127V106H126V110H123V109H122V110L125 111L128 115H127L125 112H121V111H118V113H116V116L113 115V117H114V116L117 117V115H118V117H119V113H120V115L124 113L122 116L125 115L126 117L124 116V117H125L124 120L127 119L128 122L125 120V122H127V123H125L124 120H122L123 117H121V116H120V118H119V120H118L117 122H118V123L120 122V123H119L120 125H121L122 123H123V124L125 123V124H127V126H131V125L133 124V121H135L136 119L138 120V118H139V121L136 120L137 123H135V126H136L135 131H136V132H134L135 134H133V137L130 136V139H129V137L127 136L128 139H125V138H126V137H125L123 140H121V143L123 142V143H122L123 146H122L121 143L118 144V143H119V142H118V143H117L118 146H116V145L112 146L113 148L116 147V149L114 148V150H113V148L110 147L111 150H113V151H111V150H107L106 148H109V147H106V148H105L106 151L101 152V155H102V156H99L100 154L98 153V154H99V155H98V154L96 153V152L99 151V150L101 151V149H103L104 146L107 145V144L104 145L105 143H108V142H110V141H114V140L116 139V136H114L115 134L110 135V133H111L112 131H114V129L112 130V128H113V122H112V120H110V123L112 122V124H110V126H109V124H108V126H109L110 128H111V125H112V128L110 129L111 132L108 130L109 127H104V126H106L107 124H106V125H103V126L101 127L102 129H104V131H103V130L101 131L100 129H98L99 131H101L100 136H101V138L103 137V139H100L99 135H96V137H95V136H94V133L92 132V131H94V130L91 131L92 133L90 132V133L92 134V137H95V140H96L95 143L98 144V141L100 142L99 145L95 144L96 146H94V142H93V141H95V140H94V138L92 139V137H91L90 139H92V141H90V139H89V141H90L91 143L93 142V145H91V143H90V146H92L94 149L92 150V149H90V147H88V148H89V150L92 151V152H90V151L88 150V148H85L87 152H86V151L83 152V153L81 152L82 154L79 153L78 155L75 156V158H77V157L79 156L80 159H79V158H78V159H79L80 162H82V160H88V159H90V158L92 157V155H93V162H94V160H95L94 158H98V157L100 158V157H104V156H105V158H107L106 156L109 157V154H110V157H109V163H108V160H107V162H105V163H104V162L101 163L102 165H103V163H104V165L107 164L108 166L105 165L104 167H103V166L100 167V168H105V171H106V168H107V169H108L107 172L105 173L104 169L102 170V169L99 168V169H100V171H99L100 174H101V175L103 174V176H101L102 179L100 178V180H101L102 182L98 181V182H97L98 184H97V183H96V184H93L94 186L91 185V186H92L91 188L94 187V189H95V190L92 191L93 195H92V193L90 194V195H92L91 197L88 196V195H84V196L90 197V198H88L89 200L87 199L89 202L93 199V197L96 198L97 195H99L100 197L103 196V197H102L103 200H102L100 197L98 198V196H97L98 199H101V202H99L100 200H99V201H96V199H97V198H96L95 201H96L97 203H96L95 201H94L95 203H93L94 205L97 204V206H98V203H99V205H100L101 207H100V212L98 211V214L100 213L99 215H97V214H96V215L93 214L92 217H94V219H93V218L91 219V217H90L91 220L88 218V220L90 221L89 223H91V221H93L92 224H91L92 226H94V225L96 226V224H100V223H101L103 226H101V224H100L99 227L110 228V229H111L110 232H111L112 230L116 231V229H117L116 227H113V224L116 226V225H119L120 223H122V224L124 223L125 225L123 224V226L126 227V229H124L125 227L123 228V226H122V228L124 229V231H122V232H125V230H126V232H127V231H130V232H131V231L134 230V229L136 230V229H138V228H143V226H144V227L147 226V225H145V223H146V224H149V222H151V221L153 222V220H155L156 217H157V219H158V216H160V215H158V210H157L158 206H157V204H155L157 201H159V198L162 196V195H160V194H163L164 191H165V192L168 191L167 194H168V193H169V194H172V192L174 193L175 190L178 189L177 187H179L180 183L182 184L183 181H184L186 178L188 179V178H192V176H197V175H195L194 173H193L194 175H192L191 172H195V171H193V170H199L200 168L203 167V165L201 166V164H203L202 162H204V160H202L200 157H199V158L201 159V161H200V160L198 161V159H199V158H198V159H197L198 162H196V164H194V166H193V168H195V169H193V170H192V169H191V170H190V169H189V170H186V171H185V172H186L185 175L181 174V177L178 178L179 181L177 180V178H176V175H177L176 171H177V170H176V167H175V166H176V164H177V161H178L179 159H181L180 157L182 156V153H183L182 150H185V149H184V147H179V144H181V142H182V139H181L180 134H179V133L177 134V132H175V134H174V132H171V131H172V129L174 128V125L176 124V122L178 121V119H181V118H182L181 115L183 114V111H182V110H183V107H184V106L181 107L182 104H183L182 102H184L185 100L188 99L189 102H188V100H187V102H184V103H187V104H188V105L186 104V106H189L188 108H192L193 106H192V105H189L190 102H192L193 105H194V101H195V100H196L195 102H197L199 99H201V98H203V97L205 98V95H208V93H209V94H211L212 96L210 95L211 98H210L209 96H207L206 99H208V97H209L211 100H208V101H209L210 103H211V101H212V103H213L214 101H216V93H217L218 90H219L218 92H220V90H222V89H221L222 87H223V89L227 90V86L229 85V84H228V81L231 79V77H229L230 79H228V81H226V80H225L226 78L224 77V78H225V79H223L224 81L221 82V83H224V82L226 83V82H227L226 84L224 83V85H222L221 83H219V84H221V86H220L218 83H217V84H218L219 86L216 85V84H214L215 87H216V86L218 87L217 90H216L217 87L215 88V87L213 86V84H211V85H212V87H214V89L211 90V89H210V87H211L210 83H211V82L214 83V81H212V80H215V83H216V82H217V81H216L217 78H218V77H219V78H222L223 76H225V73L228 74V75L226 74V76H231V75L234 74V71H233V70H235V69L238 70V69H239L238 66H237L236 64H239V62L243 63V62H244V61H243L244 59H243V57H240L239 59H238V57H236V58L233 57L234 59H238V61L236 60V61H234V62H233V60H234L233 58L228 59L229 57H231L230 55H232V52H233V51H240V49H239V50H237V49H238L240 46L243 47L242 45H244L243 49H245V50H246V49L252 50V49H250V48H252V46H254V48L257 47V46L255 45V43H253V41H255V36L257 35V32L255 31V32H256V33H255V32H252ZM12 31H15V29H13ZM19 31H20V28H19ZM21 31H22V30H21ZM21 31H20V32H21ZM101 31H102V32H101ZM112 31L114 32L115 29H113ZM128 31H123V32H124V33H125V32L128 33ZM152 31H153V32H152ZM180 31H181V32H180V35H182V31H184V30H181V29H180ZM17 32H18V31H17ZM34 32H35V31H34ZM34 32H33V33H34ZM95 32H97L98 34L95 33ZM109 32L112 33V32L110 31V29H109ZM109 32H108V34H109L108 37H110V39H111V44H112V39H113V36H114V34H115L116 32L113 33L112 38H111ZM119 32H120V31H119ZM150 32H152V33L149 34ZM178 32H179V31H178ZM216 32H215V33H216ZM18 33H19V32H18ZM65 33H66V32H65ZM65 33H64V34H65ZM104 33H105L106 35H105ZM121 33H122V32H121ZM121 33H116V34H115V35H117V34L119 35V36H118V35L116 36V39H118L120 36H123V34H121ZM127 33H126V34H127ZM129 33H130V32H129ZM157 33H159V32L157 31ZM176 33H177V32H176ZM20 34H21V33H19V35H20ZM29 34H30V35H29L30 38L32 37L31 39L33 40V42H32V40H29V37L26 38V37L28 36V34H27V36H23V38H21V39L17 37V40H18V41H21V42H19V43L21 44L22 42H26V43L29 44L30 42H28V41H31L30 44H35V43H34V40H35L36 38L34 39V38H33L34 35L32 36V34H31L30 32H29ZM66 34H67V33H66ZM96 34H97V35H96ZM103 34H104L105 36H104ZM183 34H184V33H183ZM187 34H186V36H185L186 38H188V36L191 35V33L188 34V35H187ZM248 34H247V35H248ZM67 35H68V34H67ZM69 35H70V34H69ZM80 35H79V36H80ZM210 35H209V36H210ZM62 36H63V34H62ZM82 36H81V37H82ZM97 36H98V37H97ZM102 36H103L104 38H103ZM59 37H60V36H59ZM95 37H96V38H95ZM99 37H100V38H103V39H100ZM117 37H118V38H117ZM145 37H146V38L149 37V39H148V40H147V39L145 40V39H144ZM150 37H151L153 40L150 39ZM182 37H184V36L182 35ZM185 37H184V38H185ZM25 38L27 39V41H25V40H26ZM37 38H38V37H37ZM44 38H45V37H44ZM106 38H107V37H106ZM179 38H180V36L178 37V39H179ZM184 38H183V39H184ZM186 38H185V40H186ZM11 39H12V38H11ZM42 39H43V38H41V39L38 38V41H39V40L41 41ZM114 39H115V38H114ZM114 39H113V40H114ZM116 39L114 40L115 43L113 42L114 44H116ZM143 39H144V40H143ZM183 39H182V40H183ZM251 39H252V40H251ZM2 40H4V39H2ZM2 40L0 39L1 43H4V42H2ZM14 40H15V39H14ZM14 40L12 39V40H10V41L13 42ZM54 40H55V39H54ZM56 40H57V39H56ZM56 40H55L54 42H56ZM142 40H143L144 42H146L145 44H143L142 47H146V44H148V45H147V48L151 46V48H150L149 50H148L147 48H145V49L147 50V52L150 51L149 53H144V52H146V50H143V49L141 48V45H142V44H138L139 42L142 43V42H143ZM149 40H150V41H149ZM151 40H152V41H151ZM179 40H181V39H179ZM185 40H184V41H185ZM220 40H221V41H220ZM5 41H6V40H5ZM38 41H36V42L38 43ZM42 41H43V40H42ZM81 41H83V43H82ZM96 41H97V42H96ZM98 41H102V43H103V41H104V42H105V41H108V42H107L108 44L105 42V43H103V45H102L100 42L98 43ZM138 41H139V42H138ZM141 41H142V42H141ZM147 41H148L150 44L154 43V45H153V46H152V45H149V43H148ZM184 41H182V42H184ZM151 42H152V43H151ZM178 42H180V41H178ZM182 42H181V43H182ZM204 42H205V41H204ZM251 42H252V43H251ZM1 43H0V44H1ZM15 43H17L16 40H15ZM39 43H40V44H38L37 46H36V44H35V47H33V46H31V45H28V44H24L26 47H25L24 45H22V49L27 48L26 50H28V49L30 48V49H31L30 51H33V52H30L29 50H28V51H29L30 53H34V51L39 50L38 48L41 47V43H42V42H39ZM181 43H180V44H181ZM235 43H236V44H235ZM22 44H23V43H22ZM77 44H76V45H77ZM85 44H86V45H85ZM89 44H90V45H89ZM91 44H92V47H91ZM105 44H107V45H105ZM137 44H138V45H137ZM204 44H205V43H203V45H201V46H204ZM256 44L258 45V43H256ZM139 45H140V46H139ZM144 45H145V46H144ZM176 45H177V44H176ZM248 45H249V46H248ZM250 45H251V46H250ZM17 46H18V43H17ZM38 46H40V47H38ZM85 46H87V47H85ZM94 46H95V47H94ZM97 46H98V47H97ZM107 46H108V47H107ZM194 46H193V47H194ZM201 46H199V47H201ZM208 46H209V45H208ZM224 46H223V47H224ZM235 46H236V47H235ZM237 46H239V47H237ZM3 47H5V46H2V48H3ZM19 47L21 48L20 45L18 46V48H19ZM28 47H29V48H28ZM93 47H94L96 50H95V49H91V48H93ZM133 47H134L135 49H134ZM139 47L141 48L140 50L137 49V48H139ZM177 47H178V46H177ZM195 47H194V48H195ZM229 47H231L232 51L230 50ZM248 47H250V48H248ZM0 48H1V45H0ZM2 48H1V49H2ZM18 48H17V50H18ZM41 48H42V47H41ZM174 48H175V47H174ZM174 48L171 50V51L173 52V54L175 53V49H174ZM235 48H237V49H235ZM22 49H21V50H22ZM76 49H75V50H76ZM90 49H91V50H90ZM136 49H137V50H136ZM152 49H151V50H152ZM177 49H180V47H178ZM177 49H176V50H177ZM26 50H24V51H25L24 56L27 55V52H28V51L26 52ZM75 50H74V51H75ZM93 50H94V51H93ZM98 50H100V52H99ZM138 50H139V51H138ZM142 50H143L144 52H143ZM206 50H205V51H206ZM77 51H75V52H77ZM96 51H97V52H96ZM136 51H138V52H136ZM171 51L169 50L170 53H171ZM220 51H221V53H223V54H221ZM19 52H21V51H19ZM29 52H28V54H30ZM79 52H77V53H79ZM94 52H95V53H94ZM135 52H136V53H139V52L141 53V52H142V53H141V55L138 54V55H139V56H138L137 54H135ZM169 52H167V53H163L162 55L160 54V58H161V56H164V55H165V56L162 57L161 59H163V58H164V59L168 58V57L170 56ZM176 52H179V50L176 51ZM207 52H208V51H207ZM249 52H250V51H249ZM7 53H8V52H7ZM9 53H10V52H9ZM9 53H8V54H9ZM22 53H23V50H22ZM92 53H91V55H90V53H88V54L85 53V54H84L85 57H84V56H81V55H79V56H81L80 58H82V57L87 58L88 55H89L90 57L92 56L93 58H94V56L96 57V55L93 56ZM131 53H132V56H131ZM194 53H195V52H194ZM194 53H193V54H194ZM200 53H202V52H200ZM203 53H204V52H203ZM211 53H212V54H211ZM216 53H217V54H216ZM219 53H220V56H216V57H218L219 59L214 58L215 55H219ZM8 54H7V56H8ZM25 54H26V55H25ZM73 54H74V55H73V56L71 55L70 58H71V59H72V58L75 59V60L72 59L74 62H78L79 60H83V59H84V58H82V59L77 58V57H79V56L74 57V56H75V53L73 52ZM100 54H104V53H100ZM100 54L97 56L98 59L103 57V55H100ZM105 54H104V55H105ZM168 54H169V56L167 57ZM209 54H210V57L208 56ZM214 54H215V55H214ZM226 54H228L229 56H226ZM9 55H12V54H9ZM13 55H14V54H13ZM13 55H12V56H13ZM30 55H32V54H30ZM30 55H27V58H28V56H29V58H30V57H31ZM86 55H87V57H86ZM129 55H130V58H128ZM14 56H15V55H14ZM24 56H23V57H24ZM32 56H33V55H32ZM101 56H102V57H101ZM136 56H137V57H136ZM171 56H172V55H171ZM207 56H208V57H207ZM211 56H212V57H211ZM221 56H223V57H221ZM232 56H233V55H232ZM5 57H6V55H5ZM8 57H9V56H8ZM97 57L94 58V59L97 60ZM112 57H113V56H112ZM112 57H111V58H112ZM165 57H166V58H165ZM225 57H226V58H225ZM227 57H228V58H227ZM6 58H7V57H6ZM19 58H21V57H19ZM32 58H33V57H32ZM70 58H69V59H70ZM111 58H110V57L108 58L107 63H109V61L111 60ZM115 58H116V56L114 57L113 60H111V61L115 64V65H114V68H115V69L113 68L114 71H110V68H109V70L104 71V70H106V68H105V69L103 70L105 73L108 72V71L114 73L115 71H117V70L119 69V67H122V68H123V67H125L124 65H127V64L121 65V63H122V62H120L121 60L119 61V59H115ZM117 58H118V56H117ZM139 58H140V59H139ZM196 58H197L198 60H196ZM25 59H26V58H25ZM25 59L22 58V61H23V60L25 61ZM69 59H68V60H69ZM76 59H77L78 61H76ZM87 59L89 60L88 63H91L92 61H95V60H93V59H91V58L89 59V57H88ZM109 59H110V60H109ZM210 59H209V61H210ZM223 59H228V61H227L228 64H229V60H230V62L232 61V62L234 63L233 66L236 65L237 68L235 67V69H233V67H231V66L229 67V65H232V64H229V65L227 66L226 63H225L226 60L223 61ZM232 59H233V60H232ZM246 59H247V58H246ZM246 59H245V61H247ZM26 60H28V59H26ZM72 60H71V63H72ZM85 60H86V59H85ZM85 60H84V61H85ZM88 60H86V61H88ZM91 60H92V61H91ZM151 60H152V61H151ZM203 60H202V61H203ZM215 60H216V61L219 60V62H220V60H222L221 62L225 63V65L228 67V69H230L233 73H232V74H229V72H231V71H230V70H228L229 72L226 71L227 67H226V69H225V67H223V66H225V65H222L223 63L221 64V62L219 63V62L217 61V62L219 63V65H218V63H217ZM241 60H242V61H241ZM28 61H29V60H28ZM31 61L33 62V61H35V60H31V58H30V61H29L28 64H27V62L25 61V63L27 64V66H28V65H31V66H34V67H35L36 64H39V63H36V64H35V62L32 63V64H30ZM118 61L120 62V64H119ZM126 61H125V62H126ZM138 61H137V62H138ZM145 61H146V63H145ZM153 61H154V62H153ZM159 61H160V60H158V62H159ZM194 61H195V62H194ZM197 61H198L199 63H198ZM7 62L10 63L9 61H7ZM39 62L41 63V64H39V65H42V63H44V66L46 67L47 64L45 65L44 60H42V62H41V61H39ZM65 62H66V61H65ZM69 62H70V61H68V62H66V63H69ZM74 62H73L72 65H75ZM149 62H150V66H149ZM151 62H153V64H151ZM213 62H215V63L217 64L216 67H215V65H213V64H215V63H213ZM232 62H231V63H232ZM235 62H238V63L235 64ZM4 63H5V62H4ZM66 63H65V64L62 63V64H63V65H66ZM156 63H157V61H156ZM160 63H161V62H160ZM160 63H157V64L160 65ZM197 63H198V67L202 66V67H200L202 70L204 69V66H205V68H208L209 66L211 67V65H212V66L215 67V68H211L212 70H210V69H207V70L212 72V71L215 69V70H214L215 72L213 71V72H212L213 74H212L211 72H208V71H207V72H208V73H207V72H205L206 70H203L204 72H202V73L200 74V73H198V67L195 65V64H197ZM6 64H7V63H6ZM111 64H112V63H111ZM111 64H110V65H111ZM118 64H119V65H118ZM122 64H123V63H122ZM138 64H136V65H138ZM191 64H192V65H191ZM209 64H210V65H209ZM7 65H8V64H7ZM39 65H36V68H39V67H38ZM63 65H61V66H63ZM117 65H118V66H117ZM159 65H157V66H155V67H158ZM11 66H12L13 68H17V67H18L17 65L13 64L12 62H11ZM16 66H17V67H16ZM27 66H26V67H27ZM31 66H30V68H31L30 70H32V71H29V72H33V71H35V70L32 69L33 67H31ZM44 66H43V67L40 66V67L44 69ZM58 66H59V65H58ZM66 66H67L68 68H71V67H72V66L70 67V64H69V65L67 64ZM143 66H144V67H143ZM190 66H191V67L194 66V67L197 68V69L195 70L194 67L191 68ZM217 66H219V67L222 66L223 69L225 70V73H223L224 70H221L222 72H221V71H218L221 67L219 68V67H217ZM239 66H240V65H239ZM23 67L25 68V65H24ZM28 67H29V66H28ZM28 67L26 68L27 71L29 70ZM102 67H103V66H102ZM104 67H107V65H105ZM104 67H103V68H104ZM112 67H113V64H112ZM136 67H137V66H136ZM155 67H152V68H155ZM178 67H179V68H178ZM41 68H40V69H41ZM51 68H52V67H51ZM68 68H67V69H68ZM34 69H35V68H34ZM43 69H41V70H39V71L42 72ZM45 69H46V68H45ZM107 69H108V68H107ZM191 69H193L192 71L195 70L196 72H195V71H194L195 73L192 72ZM217 69H218V70H217ZM47 70H48V69H47ZM120 70H121V68L119 69V71H120ZM167 70H165L164 72H166ZM237 70L235 71L236 74L233 75L234 77H232V79H231L232 81H234V80H236V81L239 80V78L237 79V78L235 77V76H237V74L239 73V70H238V71H237ZM6 71H7V70H6ZM19 71H20V72H17V73H18L17 76H18V78L20 77L19 79H21L23 76H22V77L19 76V75H22V74H21V70H19ZM36 71H37V70H36ZM36 71L33 73L32 77L34 76V77H33V78H34L33 80H35V81L37 80V81H38L39 78L36 77V76H40V74H42V73L40 72V74H38L39 71H38L37 73H36ZM43 71H44L43 73H44V74L46 73V75L42 74V76H40V78H42V79H43V78H46V77H43V75H44V76H47L48 74H50L49 71H48V72H46V70H43ZM169 71H167V72H169ZM199 71L201 72V70H199ZM104 72H103V74H104ZM179 72H181L182 75L179 76ZM190 72H192L194 75L191 76L192 73H190ZM218 72H219V73H223V74H222V77H221V76H218V77L216 76V78H214V76H215L216 73H217V75H218ZM237 72H238V73H237ZM19 73H20V74H19ZM26 73H27V72H26ZM47 73H48V74H47ZM117 73H118V71L115 73V75H116ZM150 73H149V74H150ZM187 73H189V74H187ZM196 73L200 74V78H199L200 80L203 81L204 79H206V80H204L203 83L206 82V83L208 84V83L210 82V83H209L210 86L207 85V87L209 86V89H208V90H207L206 86L203 87V85H201V86L197 87V86L195 85L196 81H195V80L193 81L194 78L191 79L193 76H194V77L196 76L197 79H196V78H195V79L197 80V82L200 81V80H198L199 75H198V76L195 75ZM28 74H29V73H28ZM28 74H27V75H28ZM30 74H32V73H30ZM162 74H163V72H162ZM168 74H169L170 76H168ZM202 74H203V75H202ZM204 74H205V75H204ZM209 74H210V75H209ZM27 75H26V76H27ZM96 75H97L96 77H95V75H94V76H93V79H91V80H89V81H87V80L90 79V78H87V80H85L86 78L83 79L82 82H81V84L79 83V86H80V87L83 86L84 88H86V87H88L89 85H91L92 83L98 82V81H97L98 78H102V80H103V76H102V75H101V76H100V74H99V76H98V74H96ZM115 75H114V74H111L110 77L112 76V77L114 78ZM160 75H161V74H160ZM201 75H202V76H201ZM213 75H214V76H213ZM17 76H16V73H15L14 81L18 79ZM104 76H105V74H104ZM106 76H107V74H106ZM106 76L104 77V79H105V80L109 79V78H108L109 75L107 76V78H106ZM178 76H179V77H178ZM185 76H186V77H185ZM238 76H239V74H238ZM238 76H237V77H238ZM27 77H28V76H27ZM16 78H17V79H16ZM30 78H31V77L29 76L28 82H29ZM144 78H145V79H144ZM201 78H202V79H201ZM233 78H234V80H233ZM235 78H236V79H235ZM168 79L170 80V78H168ZM26 80H27L26 77H25V80L22 78V80H20V81L22 82L21 84H23V81H26ZM100 80H101V79H100ZM134 80H133V81H134ZM207 80H208V82H207ZM31 81H32V79H31ZM39 81H40V79H39ZM83 81H84V82H83ZM90 81H91V82L93 81V82L91 83ZM107 81H109V80H107ZM192 81H193V83H194L193 85H192ZM218 81L220 82V80H218ZM221 81H222V79H221ZM33 82H34V81L31 82L32 84H31L30 82H29V83H30L31 85L36 84V82H35L34 84H33ZM131 82H132V81H131ZM134 82H136V81H134ZM229 82H231V81H229ZM18 83H20V82H18ZM18 83H16V84H18ZM24 83H25L24 86H26L25 88H27L28 85H30V84H28L27 82H24ZM26 83H27V84H26ZM160 83H161V82H160ZM171 83H172V84H171ZM175 83H176V84H175ZM177 83H178V84H177ZM187 83H188V84H187ZM189 83H190V84H189ZM203 83L201 82V84H203ZM232 83H233V85H232ZM234 83H237V82H235V81H234V82H231V83H230L231 86H230V85H229V86H230V87L235 86L236 84H234ZM21 84H18V85H21ZM71 84H72V83H71ZM132 84H134V83H130L131 86H132ZM136 84H137V83H136ZM136 84H135V86H138V85H136ZM150 84H151V85H150ZM128 85H129V84H128ZM130 85L128 86V88H132ZM174 85H175V86H174ZM190 85H192L193 87L190 86ZM204 85H205V84H204ZM226 85H227V86H226ZM24 86H22V88H21V86H19V87H18V86H15L16 89H17V88H18V89L20 88V90H19V91H21L20 93H19V92L17 93L15 89H12L13 91L15 90V94L17 93L15 96L19 97V95L21 96V94H23V93H22V90H23V87H24ZM85 86H86V87H85ZM141 86H142L143 88H145L146 90L143 89ZM145 86H146L147 88H146ZM177 86H178V87H177ZM225 86H226V87H225ZM29 87H30V88H28V91H30V90L32 89V88H31L32 86H29ZM36 87H37V86H36ZM36 87L33 86V88H34L33 90H35ZM74 87H75V86H74ZM74 87H73V88H74ZM80 87H79V88H80ZM166 87H167V88H166ZM168 87H169V88H168ZM194 87H195V88H194ZM200 87L206 88V89H204V92L207 91L208 93L206 92L207 94L205 93V94H199V95H198V92H199V93H200V92L204 93L203 91H201V90H203V88L200 89ZM212 87H211V88H212ZM224 87H225V88H224ZM230 87H228L229 89L227 90V92L222 90L223 92H226V93H225V97L229 96V94L232 95V94L229 93V92H231L230 90L233 89V88L230 89ZM235 87H236V86H235ZM79 88H78V86H77V89H79ZM133 88H135V87H133ZM136 88H137V87H136ZM140 88H141V89H140ZM149 88H151V89H149ZM152 88H153V89H152ZM191 88H193V89H191ZM196 88H197V89H196ZM198 88H199V89H198ZM21 89H22V90H21ZM29 89H30V90H29ZM36 89H38V88H36ZM67 89L70 90L71 88L68 87V88L65 89V91L63 90V92H64V93L68 92ZM81 89H82V87H81ZM159 89H162V90H159ZM170 89H173V90H170ZM235 89H236V88H235ZM235 89H233L232 91L234 92ZM66 90H67V91H66ZM72 90H73V89H72ZM155 90L159 91V93H157V91H155ZM163 90H164V91H163ZM180 90H181V91H180ZM194 90H195V91L198 90V91H196L197 94L194 93V96H195V94H196V96H201V95H203V96H201V98H200V97H199V98L196 97V98H198V99H194V98H192V97H193V96H192V97H190V98H192L191 100H190L189 98H186V97H189L188 93L191 94V93L195 92ZM214 90H215L216 92H215ZM13 91L10 90V93L13 92ZM160 91H161V93H160ZM222 91H221V92H222ZM6 92H7V91H6ZM8 92H9V91H8ZM69 92H70V91H69ZM153 92H154V93H153ZM155 92H156V93H155ZM212 92H214V93L212 94ZM221 92H220V93H221ZM223 92H222V93H223ZM235 92H236V93H239V91H238V92L235 91ZM235 92H234V93H235ZM54 93H55V92H54ZM183 93H184V94H183ZM186 93H187L188 96L186 95V97H185V94H186ZM220 93H218V94H219V95H218L219 97L217 98V101H218V99L220 98V99H219V103H221V105H222V104H223V105L225 104V105L228 106V104L230 105V103H232V101L235 100V99L232 100L230 97H228L229 99H227V98L225 99V97L223 96V97H222V98H223V101H222V98H221V95H222V94H220ZM236 93H235V94H236ZM182 94H183V95H182ZM235 94H233V97H232V96H231V97L234 98ZM23 95H24V94H23ZM51 95H52V93H51ZM51 95H50V96H51ZM161 95H164V96H161ZM172 95H173V96H172ZM181 95H182V96H181ZM214 95H215V96H214ZM223 95H224V94H223ZM46 96H48L47 98L49 99V93H47V95H44L43 98L46 97ZM122 96H123V95H122ZM122 96H121V97H122ZM165 96H166V99H167V100H169V98H172V99H171V102H172V103H171L170 101H169V102H170V103H169V102L164 98ZM171 96H172V97H171ZM175 96H176L177 98H176ZM190 96H191V95H190ZM236 96H237V94H236ZM236 96H235V97H236ZM132 97H133V98H132ZM173 97H174V98H173ZM237 97H238V96H237ZM122 98H123V97H122ZM136 98H138V99H136ZM182 98L184 99V101L181 100ZM185 98H186V99H185ZM212 98H214L215 100L212 99ZM139 99H140V100H139ZM176 99H177V100H176ZM44 100H45V99H44ZM137 100H139L138 103L136 102ZM147 100H149V101H147ZM172 100H173V101H172ZM226 100H228V101H227V102H229L228 104H227V102H225ZM229 100H231V102H230ZM166 101H167L168 104L166 103ZM174 101H175V104H176V103H179V102L182 101L181 103H179V104H181V105H179L180 108H178V106H177L178 109H177V108H174V106H176V105L174 104ZM208 101H206V100L203 101L202 104L204 105V104H205L204 102H206V104L203 106L202 109H200V112L197 113V115H196V114L193 115L194 112L192 113V111L190 110V111H191L190 114L192 113V115H193V117L195 118V120H190V123H189V124H186L185 122H186L187 119H185V120H184V123H185V124L182 125L183 127L181 126L182 121H181V122L178 121V124L175 125V126H178V125L181 126V127H179V126L177 127L178 130H177V129H176V130H177L178 132L180 131V133H181V131H182V132H183L184 130L187 131V133H185V131L183 132V133H185L186 137H185V135H184L183 133H181V134H182V136L184 135L183 137L186 138V141H187L188 143H191V142L195 143L197 137H199V136H198V135H199L198 132H199L200 130H198V128L200 129V127H201V129H202V126H200V125H202V123H203V122L201 123L200 121H202L205 117H206V119H208L210 115L212 116L213 111H214V113H216V114L213 115V116H215V117H213V116H212V117H213V119H217V118H218V114H219V112L221 113V116H222V114L224 115V113H222V112H226V111L224 110L225 108H227L228 110H230V109H229L230 107H227V106L225 107V105H224V108H223V105H222V109H221V108H220V106H221L220 104H219V106L216 108L217 105H216L215 103H214L215 105L211 103L210 105H212V107L214 108V110H213V108L208 104ZM141 102L143 103V105L141 104ZM148 102H149V103H148ZM151 102H152V103H151ZM146 103H147V104H146ZM216 103H217V102H216ZM163 104H164V105H163ZM169 104H170L171 107H173L174 110H173L172 108H168ZM172 104H173L174 106H173ZM190 104H191V103H190ZM207 104L210 106L209 108H208V107L205 108V106H207ZM38 105H39V103H38ZM38 105H37V106H38ZM150 105H151V106H150ZM167 105H168V106H167ZM177 105H178V104H177ZM184 105H185V104H184ZM19 106H20V105H19ZM37 106H35V107L37 108ZM143 106H144V107H143ZM170 106H169V107H170ZM150 107H151V108H150ZM154 107H155V108H154ZM166 107H167V108H166ZM137 108H138V109H137ZM149 108H150V109H149ZM188 108H187V109H188ZM204 108H205V109H204ZM207 108L209 109V112L207 111L208 114H210V108H211L213 111L211 110L212 113H211L210 115H208V118H207V116H205V115H207V113H206V112H203V114L205 113V115H202V116L204 117V118H202V117H201V114H202L201 111H204V110L206 111ZM165 109H167V110L172 109L173 112H175V113H173L172 115H176V116H177L178 114H176V113H179V114L181 113V114H180L181 117H180V116H177V118H175V119H177V120L174 119L175 116H174V117L172 116L173 119H174L175 121H174V120H171L172 118H170V120H169L168 123L171 124L172 121H174V123H175V124H174V123L172 122V124H174L173 126L171 125V126H172V127H171L172 129L169 127L170 124H169V125L167 124V125H168V126H167V125H166L167 122H165V121H167L166 119H169V115H170L171 111L169 110L170 113L168 112V113H169V114H168V113L164 112V111H166ZM175 109H176V111H175ZM180 109H181V110H180ZM185 109H186V108H185ZM203 109H204V110H203ZM215 109H217L218 111H215ZM219 109H221L222 112L219 111ZM227 109H226V110H227ZM39 110H40V112H41V109H39ZM142 110H143L145 113L148 112V114H147V113H146V114H145V113H142V116H141V113H140V112H141ZM179 110H180V112H179ZM223 110H224V111H223ZM34 111H35V110H34ZM37 111H38V110H37ZM84 111H85V110H84ZM84 111L82 112V113H83L82 117H81V114H82V113H80V115H79V113H78V114H77L78 116L75 115L76 117L74 116L75 118H74L73 120H74V123L76 124V126H78V125H80V124H81L80 126H82V125H83L82 123H83V122L85 123V121H86V123H87V119H88V118H86V117H88V116L86 115V112H84ZM137 111H138V112H137ZM143 111H142V112H143ZM24 112H25V111H24ZM161 112H164V114L161 113ZM84 113H85L86 116H84ZM138 113H139V114H138ZM200 113H201V114H200ZM40 114H41V113H40ZM75 114H76V113H75ZM87 114H88V111H87ZM133 114H135L136 117L134 116V118H136V119H135V120H134V119L132 120V118H131V120H128V119H130V118H129V117H130L129 115H133ZM143 114H144V115H143ZM167 114H168V115H167ZM199 114H200V115H199ZM237 114H238V113H237ZM237 114H235L234 117H235ZM36 115H37V114H34V116H36ZM38 115H39V113H38ZM38 115H37V116H38ZM44 115H45V116H43V115H40V116H41V117L43 116L44 120L48 119V118H47V115L49 116V114L44 113ZM137 115H139V117H138ZM161 115H162V117H161ZM163 115H164V116H163ZM192 115H191V116H192ZM37 116H36V118H37ZM40 116H39V117H40ZM56 116H58V114H57ZM144 116H145V118H144ZM167 116H168V118H167ZM196 116H197L198 118H196ZM211 116H210V118H212ZM219 116H220V115H219ZM221 116H220V117H221ZM32 117H33V116H32ZM39 117H38V118H39ZM50 117H51V116H50ZM50 117H49V118H50ZM80 117H81V118H80ZM115 117H114L113 120H115ZM132 117H133V116H132ZM137 117H138V118H137ZM148 117H149V118H148ZM160 117H161V118H160ZM163 117H164V118H163ZM178 117H179V118H178ZM199 117H200V118H199ZM216 117H217V118H216ZM236 117H237V116H236ZM236 117H235V118H236ZM34 118H35V117H34ZM34 118H33V119H34ZM76 118L79 119V121H77V122H79L80 124H78L77 122H75ZM84 118H86V119H84ZM121 118H122V119H121ZM141 118H142V119H141ZM158 118H159L160 121H158ZM55 119H57V118L55 117ZM82 119H83V120H82ZM144 119H145V121H143ZM163 119H164V120H163ZM197 119L200 120V121H199V124L201 123L200 125L198 124ZM206 119H205V120H206ZM80 120H82V121L80 122ZM120 120L122 121V123H121ZM141 120H142V121H141ZM146 120H147V121H146ZM161 120H162L163 122H162ZM205 120H203V121H205ZM59 121H60V119H59L58 121H55V122H56V123H61V122H62V121H61V122H59ZM131 121H132V122H131ZM148 121H149V122H148ZM156 121H157L158 123H156ZM195 121H196L197 123H196ZM208 121H209V122H207V121L205 122V125H204V123H203V127L205 126V128H207V129L203 128V130L205 129V131H204V132H205V136H206V132H207V130H210V129H211L210 127H212L213 129L216 127V126H214V127L212 126L213 124H212V122H210V119H209ZM43 122H44V121H43ZM55 122H54V124H55ZM114 122H115V121H114ZM144 122H145V123H144ZM150 122H151V123L154 122L155 124H154V123L151 124ZM187 122H188V120H187ZM194 122H195L196 124H198V125H196V124H195L194 126L192 125V126H193V128H192L191 124H194ZM41 123H42V122H41ZM86 123H85V124H86ZM148 123H149V125H148ZM161 123H162V125H163L164 127L161 125ZM163 123H165V125H164ZM179 123H180V124H179ZM207 123H208L209 125H211V126H209ZM38 124H40V122H39ZM49 124H50V123H49ZM62 124H63L64 126H62ZM66 124H67V123H66ZM77 124H78V125H77ZM153 124H154V126L156 125L157 127H154ZM157 124H159L160 126L157 125ZM116 125H117V124H116ZM140 125H141V126H140ZM151 125H152V126H151ZM186 125H188V127H186L187 130L185 129V126H186ZM189 125L191 126L192 130H194L195 135H193L194 133H192L193 131L191 130V128H189ZM207 125H208V126H207ZM221 125H222V124L220 123V125L218 124L217 126H219V129H221V131H223L226 127H225V124H223L222 127H223V128L225 127V128L223 129V128H221ZM227 125H228V123H227ZM47 126H48V128L45 129V126H44V127H43L44 129L42 128L40 131H42V132L45 131L44 134L49 133V134L51 135V134L53 133V131H51V130L57 128V129H56L57 132L54 130V131L56 132L55 134L53 133L54 136H53V134H52L50 137H53V138H54V137H55V138L58 137L57 139H61V138H62L61 136H63L62 140H63V139L65 140V138H64L65 133H66V135H68L67 132H64V133H63V131L65 130V129H63V128L66 126L65 123H63V122L61 123V127H60V125H59V126H58V125L54 126L53 124H52V126H50L51 128H49V125H47ZM53 126H54V128H53ZM83 126H84V125H83ZM137 126H139L140 128L137 127ZM158 126H159V128H158ZM199 126H200V127H199ZM229 126H230V124H229ZM62 127H63V128H62ZM66 127H67V126H66ZM66 127H65V128H66ZM153 127H154V129H153ZM167 127H169V129H170L171 131H170ZM60 128H62L63 131H61ZM105 128H106V129H105ZM118 128H120V126H119ZM137 128H139V129H137ZM156 128H158V129L161 128L162 130H163V128H165V129L167 128V130H165L164 132H162V134L160 135L161 138H160V136L157 137V136L155 135V136L157 137V139L160 138V141H161V139H162V141H164L163 144L161 143L162 145H161V144H158V146H160V150H159V151L157 150V152H158V154L161 153L162 156H164V157L166 156L167 158H166V159L164 158L166 161H165V160H162L163 157L161 156V157H162V158H161V157L157 154V152H156V154H153L152 152H150L151 149H149L150 151L148 150V147L151 148V145H152V142H151V141H148V140H149L150 137L152 136V132H153L154 130H157ZM196 128H197V130H195ZM209 128H210V129H209ZM227 128H228V126H227ZM48 129H49V130H48ZM50 129H51V130H50ZM58 129L62 132L61 135H60V133H59L60 131H58ZM161 129H160V130H161ZM179 129H182V130H179ZM183 129H184V130H183ZM222 129H223V130H222ZM38 130H39V129H38ZM148 130H149V131H148ZM160 130H159V131H160ZM162 130H161V131H162ZM36 131H37V130H36ZM40 131H39V133H42V132H40ZM46 131H47V132H46ZM65 131H66V130H65ZM105 131H106V132H105ZM108 131H109L110 133H109ZM161 131H160V132H161ZM167 131H169L170 134H169V132H167ZM173 131H175V128H174ZM197 131H198V132H197ZM201 131H202V130H201ZM219 131H220V130H219ZM219 131H218V133H219ZM224 131H226L225 133H228L230 130L227 129V130H224ZM50 132H52V133H50ZM95 132H96V130H95ZM157 132H158V131H157ZM160 132H159V134H160ZM204 132H203V131H202L201 133L199 132V133H200V136H201V134H203ZM208 132H209V131H208ZM212 132H214V131L212 130ZM57 133H58V134H57ZM90 133H89L88 135H90ZM102 133H103V134H102ZM104 133H105V134H104ZM106 133H107V134H106ZM108 133H109V134H108ZM113 133H114V132H113ZM145 133H146V134H145ZM150 133H151V135H149ZM154 133L156 134L155 131H154ZM163 133H164V134H163ZM171 133H172V134H171ZM188 133H189V136H188ZM218 133H217V134H218ZM220 133H221V132H220ZM220 133H219V134H220ZM222 133H223V132H222ZM225 133H223V134H221V135H218V136H217L216 133L213 134V135L211 136L213 140H212L211 138H210V139H211V140H210V139L207 137L208 140H209V142H208V147L211 145L210 148H209V150L213 147V145H212L211 143H218V142H222V140H224V137L227 136V134L224 135ZM35 134L37 135V132H36ZM44 134H43V136H44L45 138L42 136V134H41V136H40L41 138L38 136L39 134H38L37 136L35 135V136H36V139L33 137L35 140L31 138L32 141L34 140V141H33L34 143H35V141H36V143L38 142L36 145H37V147H38V146L40 147V150L43 149V146H44V145H42V147H41V144H43V142H45L46 136L48 137V135H44ZM62 134H64V135H62ZM70 134H71V133H70ZM70 134H69V135H70ZM95 134H99V132H98V133H95ZM138 134H139V135H138ZM157 134H158V133H157ZM159 134H158V135H159ZM173 134H174V135H173ZM176 134H177V135H176ZM191 134H192L193 136H196V138H194ZM57 135H58V136H57ZM88 135H87V136H88ZM103 135H104V136H103ZM167 135H168V137H167ZM171 135H172L173 137H172ZM175 135L177 136V138L174 137ZM178 135L180 136V138H179ZM208 135H211V133L208 134ZM97 136H98V138H97ZM107 136H108V137H107ZM113 136H114V138H113ZM135 136H136V138H135ZM137 136H139V137H137ZM149 136H150V137H149ZM162 136H163V138H162ZM191 136H192V137H191ZM205 136H204V138H205ZM216 136H217V142L214 141V140L216 139V138H214V137H216ZM221 136H223V139H222V140H221V138H222ZM50 137H48L49 139H46V143H48L47 141H49V140H50V141H52V140H56V139H52V138H51V139H52V140H51ZM66 137L69 138L70 136H66ZM131 137H132V138H131ZM145 137H146V138H145ZM169 137H170V138H169ZM209 137H210V136H209ZM218 137H219V138H218ZM39 138H40V139H39ZM42 138L44 139V141H42V140H43ZM87 138H88V137H87ZM106 138H107V139H106ZM109 138H110V139L113 138V140H110ZM141 138H142V139H141ZM144 138H145V140H144ZM151 138H152L151 140H153V137H151ZM164 138H165V139H164ZM168 138H169V139H168ZM175 138H176V140H178V141H176ZM178 138H179V139H178ZM204 138H203V139H204ZM38 139H39V140H38ZM97 139H100V140L97 141ZM108 139H109L110 141H107ZM133 139H134V140H133ZM137 139H139V140H138L139 142L137 141ZM140 139L142 140V142H141ZM146 139H147V140H146ZM166 139H167V141H166ZM180 139H181V142H179ZM187 139H188V140H187ZM193 139H194V141H192ZM27 140H28V139H27ZM27 140H26V141H27ZM101 140H102V141H101ZM124 140H125V141H124ZM131 140H132V141H131ZM168 140H169V141H168ZM170 140H171V141H170ZM172 140H173V141H172ZM189 140H190V141H189ZM205 140H206V138L204 139V143L207 141V140H206V141H205ZM22 141H23V140H22ZM30 141H31V140H30ZM32 141H31V142H32ZM40 141H41L42 143H41ZM119 141H120V140H119ZM129 141H131V142L129 143ZM135 141H137V142H135ZM144 141H145V142H144ZM158 141H159V140H158ZM202 141H203V140H202ZM211 141H212V142H211ZM213 141H214V142H213ZM62 142H63V141H62ZM65 142H67V141H64L63 144L61 143V146L64 145ZM103 142H104V143H103ZM148 142H150V143H148ZM168 142L171 143L172 145L169 144ZM248 142H249V141H248ZM248 142H247V143H248ZM251 142H252V141H251ZM26 143H30V142H25V140H24L23 144H26ZM101 143H102L103 145H102ZM125 143H126V144H125ZM132 143H133V145H132ZM143 143H144V144H143ZM167 143H168V145H170V147L167 145ZM174 143H175V144L178 143L177 145H178V147H179V152H180V151L182 152V153L180 152L181 154L177 151V150H178L177 145L173 146ZM196 143H197V142H196ZM196 143H195V144H196ZM202 143H203V142H202ZM202 143H200L201 146H202ZM204 143H203V144H204ZM209 143H210V144H209ZM253 143H254V142H253ZM39 144H40V145H39ZM44 144H45V143H44ZM65 144H66V143H65ZM134 144H136V145H134ZM198 144H199V143H198ZM17 145L19 146L20 144H17ZM45 145H46V144H45ZM101 145H102V146H101ZM120 145H121L122 147H119ZM131 145L133 146V148L131 147ZM145 145H146V146H145ZM149 145H150V146H149ZM164 145H165V147H164ZM196 145H197V144H196ZM196 145H195V146H196ZM18 146H16V147H18ZM20 146H21V145H20ZM20 146H19V147H20ZM99 146H100V148H99ZM126 146H127V147L130 146V149H129V148L126 149V148H125ZM134 146H135V147H134ZM142 146H143V147H142ZM57 147H58V146H57ZM64 147H65V146H63V148H64ZM95 147H96V148L98 147V148L96 149ZM101 147H103V148H101ZM117 147H118V148H117ZM198 147H200V146L198 145ZM35 148H36V147H35ZM58 148H61V147H58ZM58 148H57V149H58ZM110 148H109V149H110ZM121 148H122V151H121ZM145 148H146V149H145ZM162 148H163V149H162ZM171 148H172V149H171ZM173 148H175V149L177 148V149L175 150V149H173ZM180 148H181V149H180ZM194 148H195V147H194ZM37 149H38V151H40L39 148H36V150H37ZM57 149H56V150H57ZM98 149H99V150H98ZM128 149H129V150H128ZM131 149H132V150H131ZM135 149H136V151H137L136 154H135V152H136ZM140 149L142 150V152H146L147 155H143V154H145V153H143V154H142L141 152L139 153ZM158 149H159V148H158ZM166 149H168V151L171 150V151H170L171 153L169 152V153H170V154H169L168 152H166V151H167ZM195 149H196V150L198 149L197 146H196ZM59 150H60V149H59ZM59 150H57V151L59 152ZM63 150H64V149H63ZM115 150H116V152H117V150H118L119 153H120V151H121V154H120L121 156L119 155L118 152L115 153ZM119 150H120V151H119ZM144 150H146V151H144ZM83 151H84V150H83ZM107 151H109V152H107ZM123 151H124V153H123L124 155L122 154ZM147 151H148V152H147ZM161 151H162V152H161ZM164 151H165L166 153H165ZM175 151H176V152H175ZM256 151H257V150H256ZM256 151H255V152H256ZM94 152L97 154V155L95 154V157H94ZM113 152H114V154H113ZM149 152L152 153V154H150ZM163 152H164L165 155L163 154ZM59 153H60V152H59ZM84 153H85V154H84ZM87 153H88V154H87ZM103 153H105L106 155L104 154V156H103ZM148 153H149V154H148ZM167 153H168L169 155H168ZM173 153H174V154H173ZM257 153H258V152H256V154H257ZM86 154H87L88 156H87ZM111 154H112V155H111ZM115 154H117V156H116ZM137 154L142 158V160H140L141 158H140L139 156H137ZM82 155H83L84 157H83ZM118 155H119V156H118ZM150 155H153V156L155 155V158H156L157 155H158V160H159V158H161V160H162L163 162H165V163H167L168 161H169V162L167 163V165L164 163V164H165V165H164V164H161L162 161H161V162L159 161V162H160V165H159L157 168H156V166H155V167L153 166V167H154V169H153V167L150 166L151 163H150V162L148 163V160H149V159L152 160V158H153V157L151 158ZM207 155L209 156V154H207ZM207 155H206V156H207ZM210 155H211V154H210ZM64 156H66V159H65V158H62V159H65L66 161H67V160L70 161L71 164H70L68 161H67L66 163H64L65 161H63V160H62V161H63V162H62L63 164H62L61 161H60V164H59V165H62V166L65 165V168L63 167V171H64L65 169L67 170V168H68V170H69V167L72 165V163H78V161H76V159H75L73 156H72L73 158L70 157L71 159H70L69 157H68V159H67V156H68L67 154H65ZM81 156H82V157H81ZM96 156H98V157H96ZM111 156H114V158H115L116 160H115L114 158H111ZM115 156H116V157H115ZM135 156H137V157H135ZM142 156H144V157H142ZM172 156H173V157H172ZM122 157H123V158H122ZM169 157H170V158H169ZM134 158H135L136 160H137V159H139V160H137V162H136V160H135ZM172 158H173V160H174L175 162L172 160ZM203 158L205 159L206 157H203ZM72 159H73V160H72ZM101 159L104 160V158H101ZM111 159H112V162H110ZM122 159H123V160H122ZM147 159H148V160H147ZM167 159H168V160H167ZM177 159H178V160H177ZM71 160H72V161H71ZM96 160H97V159H96ZM102 160H101V161H102ZM118 160H119V162H118ZM120 160H121V161H120ZM125 160H127V161H125ZM132 160H134L135 163H134V161H132ZM143 160H144V161H143ZM154 160L156 161L157 159H154ZM205 160H206V159H205ZM101 161H100V160L96 161V164L98 165L97 162L100 163ZM124 161H125V162H124ZM142 161H143V162H142ZM145 161H146V162H145ZM152 161H153V160H152ZM152 161H151V162H152ZM229 161H230V162H229ZM229 161H228L229 164H227V162L224 161V162L226 163L225 165H228V166H229V165L232 163L231 160H229ZM114 162H115V163H114ZM138 162L141 163V164L139 165ZM159 162H158V163H159ZM163 162H162V163H163ZM200 162H201V164H199ZM224 162H223V165H224ZM233 162H234V160H233ZM94 163H95V162H94ZM111 163H112V164H111ZM136 163H137V164H136ZM142 163H143V164H142ZM172 163H173V164H172ZM66 164H67V165H66ZM68 164H69V165H68ZM120 164H121V165H120ZM133 164H134V165L136 164L137 166H136V165L134 166ZM147 164H148L149 167L147 166ZM153 164H154V163H153ZM168 164H169L170 167L168 166ZM197 164H199L201 167H200V166L197 167V166H196ZM157 165H158V164H157ZM161 165H163V166H161ZM225 165H224V166H225ZM5 166H6V165H5ZM5 166H3V168H5ZM67 166H69V167H67ZM98 166H99V165H98ZM127 166H128V167H127ZM129 166H130V167H129ZM139 166H140V167H139ZM142 166H143V169H142ZM146 166L149 168L148 171H150V169H151L150 167H152L151 171L153 172V174H155V176H156L157 178L160 177V178H159L160 180L157 179V178H155V176H153V177H152V176H149V178H146V177H148V176H146V177L144 176V175L147 174V169H146L147 167H146ZM166 166H167V167H166ZM232 166H233V163H232L231 166H229V167H231V168H230L231 170L233 169ZM71 167H72V166H71ZM93 167H95V166L93 165ZM109 167H110V168H109ZM164 167H165V168H164ZM172 167H173V170L170 169V168H172ZM174 167H175V170H176V171L174 170ZM196 167H197V168H196ZM226 167H227V166H226ZM234 167H235V162H234ZM138 168H139V169H138ZM163 168H164V169H163ZM198 168H199V169H198ZM235 168H236V167H235ZM235 168H234V169H235ZM128 169H131V170H128ZM141 169H142V170H141ZM165 169H166V170H165ZM168 169H169V170H168ZM224 169H225V167H224ZM227 169H228V171H227ZM227 169H226V170H223V171H220L219 174H218V172H217L218 176H216L217 174H216L215 176H216V177H219V175H220V176L223 175L224 172H226V171L229 172V173L226 172L225 175H223V176L226 177V174H228V176L226 177V180H228V181H225V180H224L225 178H223V176H222L223 180L220 179V181H223V182L225 181V182H224L225 184H226V182H229V186H230V185H231L230 183L233 184V180H232L233 178L230 177V176H232V174H233V176H234V173H232V172L230 173L228 167H227ZM234 169H233L232 171H234ZM68 170H67V171H68ZM101 170H102L104 173H101ZM139 170H140V171H139ZM164 170H165V171H164ZM170 170H171V171H170ZM201 170H202V169H200L199 171H201ZM67 171H64V173H62V170H61V171H60V175H61V173H62L61 176H62V177L65 176V177H66L67 174H65V172L67 173ZM128 171H129V172H128ZM154 171L157 172V173H155ZM167 171H168V172H167ZM89 172H91L90 168H89ZM99 172H98V173H99ZM126 172L129 173V176L127 175ZM130 172H131V173H130ZM133 172H134V173H133ZM136 172H137L138 174H137ZM139 172H140V174H139ZM145 172H146V174H145ZM152 172H151V173H152ZM166 172H167V173H166ZM170 172H171V174H170ZM172 172H173V173H176V174H173ZM221 172H222V173H221ZM148 173H149V172H148ZM188 173H189L191 176H190ZM105 174H106V175H105ZM149 174H150V173H149ZM149 174H147V175H149ZM156 174H157V175H156ZM166 174H167V175H170V176L168 177ZM196 174H197V171H196ZM104 175H105L106 177H105ZM141 175H143L144 177L141 176ZM150 175H152V174H150ZM172 175H173V176L175 175L174 177H175L176 179H175V178H172V177H173ZM182 175H183V176H182ZM186 175H188V176H186ZM78 176H79V175H78ZM78 176H77V177H78ZM124 176L127 177V178H125ZM131 176H133V177H131ZM135 176H136V178H135ZM140 176H141V178H140ZM189 176H190V177H189ZM215 176H214V177H215ZM162 177H163V178H162ZM167 177H168L169 179H168ZM182 177H183V178H182ZM200 177H201V176H200ZM202 177H203V176H202ZM107 178H108V179H107ZM113 178H114L115 181L113 180ZM138 178H139L140 180L143 178L144 180H141V181H140ZM153 178H154V179H153ZM194 178H195V177H194ZM194 178H193V180H194V182H195V179H194ZM220 178H221V177H220ZM227 178H229L230 180L227 179ZM231 178H232V179H231ZM106 179H107V180H106ZM117 179H118V181H117ZM121 179H122V180H121ZM126 179H128V181H127ZM147 179L150 180V181H149L150 183H149L148 181H146ZM151 179H152V181H151ZM164 179H166V180H164ZM173 179H175L176 181L173 180ZM180 179H181V180H180ZM215 179H216V178H215ZM218 179H219V178H218ZM119 180H121V181H119ZM125 180H126V181H125ZM130 180H131V181H130ZM134 180H135V181H134ZM153 180H154V181H153ZM155 180H156V181L159 180V181H157V182H159L160 184H161L162 182H163V183L161 184V186H159L160 184L156 183ZM167 180H169L170 182H169V181H168V182H165V181H167ZM182 180H183V181H182ZM138 181H140L141 183L143 182L144 184H141V183H139ZM171 181H175V182H177V183H175V182H174V183H173V182L171 183ZM180 181H181V182H180ZM196 181H197V180H196ZM215 181H217V180H215ZM111 182H113V184H112ZM114 182H115V183H114ZM123 182H124V185H125V186L123 185ZM133 182H134V184H135L136 186L139 185V184H141L140 186H137L138 188H139V187H140V188H139V189H138V188L136 189V186L133 184ZM136 182H137V183H136ZM179 182H180V183H179ZM99 183H101V186H100ZM105 183H106V184H105ZM110 183H111V184H110ZM118 183H119V184H118ZM126 183H127V184H126ZM130 183H132V184H130ZM151 183H152V184H151ZM170 183H171V184H170ZM178 183H179V184H178ZM215 183H216V182L212 183V185L210 184L209 188H210L211 190L213 189V187H215ZM217 183H218V182H217ZM217 183H216V186H219V185L221 184L220 182H219V183H220L219 185H218ZM108 184H110V187H109ZM114 184H115V187L113 186ZM120 184H121V185H120ZM150 184H151V186H150ZM153 184H154V185H153ZM165 184H167V185H165ZM168 184H169V185H168ZM176 184H178V186H176ZM194 184H195V183H194ZM213 184H214V185H213ZM96 185H99L101 188H99V186H97L98 188H96ZM102 185H103V187H102ZM117 185L120 186V187H118ZM133 185H134V187L131 188ZM156 185H158L159 187H162V186L164 187V185H165V186H167V187H166L167 189L164 190V189L162 188L163 191H162V190H158L159 187H155ZM173 185H174V186H173ZM222 185H224V184L222 183ZM112 186H113V187H112ZM126 186H127V187H126ZM141 186H142V187H141ZM148 186H149V187H148ZM171 186H172V187H171ZM175 186H176V187H175ZM196 186H197V188H198V187H199V188L201 187L200 190H203L202 188L204 187V185H203V186H198V185H196ZM211 186H212V187H211ZM220 186H221V185H220ZM220 186H219V188H222V187H223V186H221V187H220ZM226 186H228V183L226 184ZM232 186H233V185H232ZM232 186H230V187H228V188L231 189ZM46 187H47V186H46ZM106 187H107V188H106ZM117 187H118V188H117ZM128 187H129V188H128ZM174 187H175V188H174ZM49 188H50V187H48V189H49ZM103 188H104V189H103ZM143 188H144V189H143ZM147 188H148V189H147ZM150 188H151L152 190H151ZM155 188H157V189H155ZM168 188H169V189L172 188V189H175V190H172V189H171V191H172V192H171L170 190H168ZM215 188H216V189H215L216 191L213 189L215 193H216V192H220V191H219V190H220L219 188H218L219 190H217V187H215ZM99 189H101V190H99ZM146 189H147V190H146ZM204 189H205V188H204ZM210 189L207 188L205 192L207 193V191H209ZM225 189H227V188H225ZM79 190H80V189L74 191L73 194H75V196H76L77 194H78V195H77V197H75V196L73 195V197L76 198L75 200H77V199L79 200V199H80L79 201H81V204H79V205L82 206V204L84 205V204L87 203L88 201L84 203V201L81 200V199L84 198L85 201H86V198H87V197H81L82 195L79 196ZM120 190H121V191H120ZM154 190H156V192H155ZM77 191H78V193L76 194L75 192H77ZM81 191H83V190H81ZM95 191H96L97 193H94ZM122 191H123V196H122ZM147 191H148V192H147ZM157 191H158V193H157ZM159 191H160V192H159ZM161 191H162V193H161ZM183 191H184V190H180V191L178 190V192H179L178 194L183 193ZM98 192H99V194H98ZM105 192H106V193H105ZM117 192H119L120 194L118 193V194H119V195H118ZM133 192H134V193H133ZM203 192H204V191H203ZM82 193H83V192H80V194H82ZM102 193H103V195L101 196ZM104 193H105V194H104ZM107 193H108V194H107ZM137 193H138V194H137ZM109 194H111V195L109 196ZM112 194H113L114 196H112ZM140 194H141V195H140ZM142 194H143V196H144V197H143L144 200H143V198H142ZM178 194H177L176 197L179 196ZM200 194H201V193H200ZM217 194H219V193H217ZM220 194H221V192H220ZM94 195H95V196H94ZM106 195H107V197H109V198L104 197V196H106ZM116 195L119 197V199L117 198ZM120 195H121L122 197H121ZM134 195L139 196V197L141 196L140 198L137 197V202H136V199H134V198L136 197V196H134ZM180 195H183V194H180ZM158 196H159V198H158ZM120 197H121V198H120ZM132 198H133L134 200H133ZM156 198H158V199H156ZM115 199H116V200L118 199V200H117L118 202H117V201H114ZM122 199H123V200H122ZM131 199H132V201H131ZM140 199H141V202H139ZM153 199H155V200H153ZM72 200L75 201L73 198H72ZM72 200H71V201H72ZM78 200H77V201H78ZM110 200H111V201H110ZM151 200H152V201H151ZM79 201H78L77 203H80ZM121 201H122V204H117V203H119V202L121 203ZM123 201H124V202H123ZM150 201H151V202H150ZM105 202H106V203H105ZM108 202H110V203H108ZM116 202H117V203H116ZM133 202L135 203V204H134L135 206L133 205ZM148 202H149V203H148ZM153 202H154V203H153ZM176 202H177V201H176ZM176 202L174 201V202H172V203H176ZM73 203H76V202H73ZM77 203H76L75 205H77ZM90 203H91V202H90ZM104 203H105L104 206H106V207L103 206ZM111 203H112V204H111ZM123 203H124L125 205H124ZM150 203H151V204H150ZM115 204H116V205H115ZM137 204H138V205H137ZM94 205H92V206H94ZM111 205H112V206H111ZM118 205H119V207H117ZM147 205H148V207H147ZM97 206H96V208L98 209L99 206H98V207H97ZM110 206H111V207H110ZM113 206H114V207H113ZM115 206H116V207H115ZM121 206L123 207V208H122L123 211H120V210H121ZM138 206H140V207L138 208ZM156 206H157V207H156ZM163 206H164V205H163ZM102 207H103L104 209H103ZM124 207H125V208H124ZM130 207L132 208L131 210H134L133 212H136L137 210H139V212H142V211H143L142 214H143L144 216H143L141 213H140V214H137V213H139L138 211L136 212V214H133V215H132L133 212L130 210ZM133 207H134V208H133ZM94 208H95V206H94ZM101 208H102V209H101ZM107 208H108V209H107ZM109 208H110V209H109ZM117 208H118V209H117ZM126 208H127V209H126ZM149 208H150V210H149ZM152 208H153V209H152ZM164 208H165V207H164ZM231 208H232V207H231ZM231 208H229L230 210L227 208V210H229V211H226V209H225V211L222 212L223 214L220 213V215H218V216H215V217L212 216V218L209 217V216H207V218L205 217V218L207 219V220L205 219V221H204L203 218H201V219L199 218L200 220H199V221H195L196 223H194V224H192V222H191V223L189 222V223L192 224V225H190L188 222H187L188 224H187V223H181V224H183V225L181 226V228L178 227V226L181 225L180 223H177L178 226L176 227V224L172 226V224H174V223H172V222L170 221V224L172 223L171 226H170V224L168 223V221H166V222H164V223H167V225L169 224L170 228L173 227V228H171V229H166L165 224H163V223H162V220H161V224H160V223H159V224H160V225H164L163 227H165V228H163V227L160 226V225H159V227H160V228L162 227V230L164 229V231L169 230V231H170L169 234H168V231H166V232H167V233L165 232L166 234H165V233H164V234L162 233V234L164 235V236H163V235L161 234V232H159V231H161V230H160V229H157V230H159V231H158V234H160V237H159L158 234H157V236H158L159 238H161L160 240H159V238H158V241L155 242L153 238H150L151 240H148L149 237H148V238L146 237V239H147L149 242H150V241L152 242V240H153V242H154L155 244L152 245L153 242L150 244V243L147 241L148 244H149V245H148L149 247H148L147 245L144 246V245H145L144 243L146 242V241L144 242V240H146V239H144L143 242H142L143 244L141 243L140 246L142 245V246H141V250H142V248L145 250L144 247H146V250H145L146 252L142 250L143 253L145 252L144 255L142 256L143 253H142V251L140 250L138 254L142 253V254L140 255V256H142V257L136 259V260L133 262V264H146V263H147V264H150V263L155 262V259H156L157 261H159V262L161 261V262H160L161 264H165V262L162 263L163 260H161V259H163L164 257H161V256H162L163 254H164L163 256H165L166 253H167V257H165V258H168V257H169V254L171 255V253H173V254H172V257H171V256L169 257L170 260H167V261H166V260L164 259V261H166V264H170V262H171V258H174V256H175L176 259L174 258L173 264H189V263H190V264H205V262H208V261H210L212 258L217 257L219 253H221V254L219 255V257L221 258L222 253L224 252V251H222V250H224L223 248H224L226 245H227L226 248H232V245H231V247H229V245H230L231 241H232V243H233V241H234V239H233V237H232L233 234H236L235 231H232V230H231V226H232L234 223H240V224H244V225H246V224H251L252 222H259V221L264 220V218H263V217H264V214H262V213H264V212H262V213H257V214H259V215L257 216V214H253V215H252V214H249V212H247V213H248V214H247V213L245 212L246 209L243 210V212H240L241 210H239V212H238V210L236 211L234 208H233V209H231ZM115 209H116V210H115ZM124 209H126V210H124ZM155 209H156V210H155ZM98 210H99V209H98ZM104 210H105V211H104ZM110 210H111V211H110ZM108 211H110V212H108ZM118 211H119V212H118ZM130 211H131V212H130ZM151 211H152V212H151ZM153 211H154L155 213H157V214H155ZM231 211H232V212H231ZM103 212H105V213H103ZM112 212H113V213H112ZM116 212H117V213H116ZM227 212H229V213H227ZM95 213H97V212L95 211ZM121 213H124V215L121 214ZM152 214H154V215H152ZM245 214H246V215H245ZM100 215H102V216H105V215H106L107 217H106V218H105V217H102V219H101ZM108 215H109V216L111 215V217H109ZM117 215H118V216H119V215H120V216L122 215L123 217L121 216V217H122V218H121V217L119 216V218H121V219H118V216H117ZM125 215H126V216H125ZM131 215H132V216H131ZM134 215H137V219L135 218L136 216H134ZM138 215L141 216V217H139ZM251 215H252V218H250ZM261 215H262V216H261ZM88 216H89V215H88ZM96 216H99V217H100V220H99L100 223L98 222V223L94 224L95 222L98 221V220H97L98 217H96ZM113 216H114L115 218H114ZM142 216H143V217H142ZM154 216H155V217H154ZM221 216H222V217H221ZM244 216H245V218H244ZM247 216H248V217H247ZM256 216H257V217H256ZM108 217H109V218H108ZM112 217H113V218H112ZM116 217H117V218H116ZM125 217H126V219H124ZM132 217L135 218L136 220L133 219ZM138 217H139V219H138ZM208 217H209L210 219H209ZM104 218H105V220H104ZM129 218H130L131 220H130ZM142 218H143V219H142ZM154 218H155V219H154ZM160 218L162 219V217H160ZM234 218H235V219H234ZM248 218H249V219H248ZM84 219H85V218H83V220H84ZM106 219H111V220H107V221H106ZM132 219H133V220H132ZM146 219H148L149 221L146 220ZM150 219H151V220H150ZM157 219H156L155 221H157ZM246 219H247V220H246ZM88 220H87V221H88ZM95 220H97V221H95ZM101 220H102V222H101ZM116 220H118V222H117ZM120 220H121V221L123 220L124 222H121ZM127 220H129V222H127ZM134 220H135V221H134ZM159 220H160V219H159ZM202 220H203V221H202ZM233 220H234V221H233ZM87 221H86V224H87ZM94 221H95V222H94ZM103 221H104V222H103ZM109 221H110L111 223H110ZM119 221H120V222H119ZM145 221H146V222H145ZM155 221H154V222H155ZM201 221H202V222H201ZM105 222H106V223H105ZM112 222H114V223L112 224ZM116 222H117V223H116ZM147 222H148V223H147ZM200 222H201V223H200ZM229 222H230V223H229ZM103 223H104V224H103ZM115 223H116V224H115ZM128 223H129V224H128ZM138 223H139V224H138ZM143 223H144V224H143ZM199 223H200V224H199ZM93 224H94V225H93ZM106 224H107V226L109 225V226H111V227H107ZM111 224H112V225H111ZM122 224H121V225H122ZM92 226H91V227H92ZM95 226H94V227H95ZM97 226H98V225H97ZM169 226H168V227H169ZM117 227H119V226H117ZM127 227H128V230H127ZM131 227H132V228L135 227V228H134V229H131ZM168 227H167V228H168ZM225 227H226V228H225ZM112 228H115V229H112ZM178 228H179V229H178ZM117 230H118V229H117ZM138 230H141V229H138ZM114 231H112L111 234H113ZM231 231H232V232H231ZM122 232H119L120 235H121V234H123V235L125 234V233H122ZM114 234H115V233H114ZM145 234L147 235L148 233H145ZM120 235H119V236H120ZM123 235H122V236H123ZM146 235L143 234V237L146 236ZM148 235H150V233H149ZM148 235H147V236H148ZM161 235H162V236H161ZM165 235H166V236H165ZM217 235H218V236H217ZM227 235H228V236H227ZM150 236H152V235H150ZM117 237H118V235H117ZM243 237H244V236H243ZM240 238H241V237H240ZM232 239H233V240H232ZM155 240H157V238H156ZM188 240H189L190 242H189ZM241 240H242V239H241ZM180 241H181V242H180ZM228 241H230V242H228ZM243 241H248V239H246V237H244V240H243ZM147 242H146V243H147ZM178 242H179V243H178ZM219 242H220V243H219ZM248 242H250V241H248ZM176 243H178L179 245L176 244ZM218 243H219V246H218ZM196 244H197V245H196ZM222 244H223V245H222ZM225 244H226V245H225ZM173 245H174V246H173ZM176 245H177V246H176ZM224 245H225V246H224ZM233 245H234V244H233ZM48 246H50V244H49ZM168 246H169V248H167ZM170 246H172V247H170ZM175 246H176V247H175ZM178 246H181V247L178 248ZM182 246L185 247V248H182ZM195 246H196V247H195ZM50 247L52 248L53 246L51 245ZM50 247H49V249H50ZM147 247H148V250H147ZM173 247H175L174 251L172 250ZM219 247H220V248H219ZM233 247H234V246H233ZM44 248H45V247H44ZM166 248L169 249V250H171V252H169V250H168V252H167V249H166ZM170 248H171V249H170ZM176 248H178L179 250H177ZM180 248H181L182 251L180 250ZM193 248H194V249H193ZM226 248H225V249H226ZM46 249H48L47 246H46ZM134 249H135V253L138 252V251H136V248H134ZM175 250H176V251H175ZM161 251H162V252L164 251V252L161 253ZM179 252H180V253H179ZM217 252H219V253H217ZM160 253H161L162 255H161ZM168 253H169V254H168ZM238 253H239V252H238ZM238 253H236V254L238 255ZM132 254H133V253H132ZM158 254H160V258H159V255H158ZM180 254H181V255H180ZM104 255H106V256H104V258H106L107 255L110 257V255H109L108 253H106V254L104 253ZM188 255H189V256H188ZM216 255H217V256H216ZM237 255H235V256H237ZM100 256H102V255H100ZM100 256H99V258H101ZM137 256H138V255H136L135 257H137ZM156 256H157V258L154 259V257H156ZM178 256H179V257H178ZM186 256H187V257H186ZM138 257H139V256H138ZM190 257H191V258H190ZM219 257H218V258H215L214 261H212V260H213V259H212L211 262H209V263H207V264H213V262L216 263V259H217V261H218V260L220 259ZM96 258H98V256H96ZM102 258H103V256H102ZM85 259H86V258H85ZM94 259H95V258H94ZM152 259H154V260H153L152 262H150V260H152ZM159 259H160V260H159ZM208 259H209V260H208ZM83 260H84V258H83ZM83 260L81 259V264H82V262H84V261L87 262L86 260H84V261H83ZM129 260H130V259H129ZM129 260H127V261L130 262ZM172 260H173V259H172ZM175 260H176V261H175ZM190 260H191V261H190ZM206 260H207V261H206ZM92 261H93V259H92ZM168 261H170V262H168ZM189 261H190V262H189ZM202 261H203V262H202ZM88 262H89L88 264H90V263H91V260H89ZM131 262H132V261H131ZM131 262H130L129 264H131ZM148 262H149V263H148ZM155 263H156V262H155ZM155 263H153V264H155ZM160 263L157 262L156 264H160ZM171 263H172V262H171ZM215 263H214V264H215Z\"/></svg>",
  "mask_w": 264,
  "mask_h": 264
}]
</instances>
